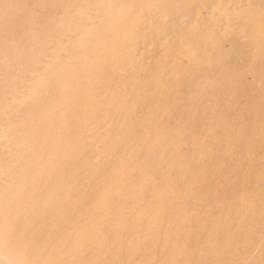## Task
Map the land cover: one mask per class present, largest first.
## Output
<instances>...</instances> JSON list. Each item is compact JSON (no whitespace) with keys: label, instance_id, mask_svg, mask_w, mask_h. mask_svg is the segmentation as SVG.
Segmentation results:
<instances>
[{"label":"rangeland","instance_id":"1","mask_svg":"<svg viewBox=\"0 0 264 264\" xmlns=\"http://www.w3.org/2000/svg\"><path fill=\"white\" fill-rule=\"evenodd\" d=\"M22 1H24V0H19L18 2H17V4H15L16 6H18L17 8L19 9V12H23L24 10H22V8L23 9H26V7L27 6H31V7H28V8H34L35 9V11H36V14H35V16L32 18V19H30V21H28V22H31V24L29 23L28 24V22H27V24H25V28H27L28 29V31L25 29V28H23L24 26H23V24L22 25H20L19 26V28H18V30H16L15 31V34H13V35H10L9 36V34H7L8 33V27L10 28V26H7V25H9V18L8 19H6L5 20V18H3V19H0V40H1V38L2 39H7V40H4V42L3 41H1V45H0V53H2V54H0V58H1V61H0V87L2 86V88H4L3 90H1V88H0V91L1 92H4L3 93V95L2 94H0V96H1V98H0V117L1 118H6V116H9V118H10V116H11V118H16L17 119V121H18V123L19 124H23L24 122V124H23V126H22V129H23V127L27 124V125H29L28 127H27V129H28V131L31 133V135H33L34 136V138H32V140L34 141H36V143L37 142H39V141H37L38 139L41 141V139L42 138H49L50 137V135L51 136H55L54 138L55 139H57V141L59 142V145H57V146H54V147H50V144L47 142V143H45V146H43L42 148H41V150H40V154L41 153H43V155L42 156H44V155H50L49 157H50V159H49V161L48 160H46L45 161V167L47 168V171H48V173L49 174H47L48 176H47V180H45V184H43L42 183V179L40 178V179H38V182H40L39 184H38V182H36V184H35V186L33 187V190L34 189H36V190H38V187L40 188H42V190L44 191V194H45V196H44V194H43V191L41 190V188L39 189V192H41L42 191V200H41V202H39L40 203V208H38L39 209V211L41 210L42 212H40L39 214H37L34 218H37L38 220L39 219H41L43 216H44V212L43 211H45L46 213H47V210H48V208H49V210H48V214L46 215V213H45V215L46 216H44L43 217V219H41L42 220V222H44L45 220H44V218L46 217H48V216H50V213H52L51 215H53V214H57L56 215V217H58V218H62L63 219V221L65 220V216L67 215L68 216V213H69V216H71L70 214H72V212L75 214V212H77V210L78 211H80L81 209H80V207L81 208H83V207H85V206H87V205H89L90 204V202L89 201H91L92 200V198H93V195L95 194L94 193V191L97 189L96 188V186L97 187H99V185H101V183H102V179L99 177V174H96L95 175V178H94V176H90L89 175V170H90V168H88V167H90V165H91V163H93V162H87L86 160H84V159H86L85 157L87 156V158H90L92 155L94 156V158L95 157H97V155H96V149L98 148V141H100L101 139L102 140H104L103 142H104V144L105 145H107V147L109 146V148H108V150H106V152H109V153H106L107 155L105 156V154H104V157H103V159L105 158V157H107L108 156V154L110 155L111 154V156L113 155V154H115V153H118V152H120V150H121V148H122V145L121 144H117V145H115L114 146V144H112L111 145V143H112V138H113V136L114 135H116L117 133H119V132H122L121 131V129H120V124L122 123V122H126L129 126H131V127H135V125H138L137 124V122H138V120H136V119H139V118H141V117H146L147 115H149L150 114V112L154 109V107L155 106H158V104H159V107H157V109H158V111L157 112H154V118H153V122L150 124V126L148 127L149 128V130L150 131H154L155 133H158V135H157V139L159 140V141H162L161 139H167L168 137V142L171 144V146L173 145V147H175V145H176V147L178 148V147H180V145H182L183 143L185 144V143H187V142H189V140H190V143H192V145L189 143H187V144H185V146H184V144H183V146H182V152H180V149L178 150V153H176V155H179V158L180 159H178V161H179V163L177 164V165H181V163H182V165L181 166H184V167H182V168H179V169H181L180 170V172H179V169L177 168V166L175 165H173V166H170V164H169V162L168 161H170V159H172L171 157H167V161L165 160L164 162H166L165 163V165H166V167L164 166V163L163 164H161V162L160 163H154L153 164V169L155 170H152V171H154V172H148V176H151L153 179H154V183L152 184V187H154V188H152L151 187V189H150V191H149V193H147V194H145L144 192H139L138 194H135L136 196L138 195L139 197H140V195H141V198H138V196H137V199H135L136 198V196L134 195V202H131V206H129V205H127V203H124L125 204V209L126 210H128L129 208L130 209H132V210H130L129 209V215H128V217H126L128 220H126L125 218H122V222H120L122 225H124V222H123V220L125 221V225L122 227L121 226V224L119 225L118 224V228H120V227H122L123 229H121V236L120 235H118V234H116V233H119V232H116V230H119L117 227V229L115 230V231H111L112 233H110L109 232V234L112 236V237H114L113 239L115 240V237L118 235V239L116 238V243L114 244V246H113V249H112V251H111V255L106 259L107 261L108 260H110L111 259V257L112 256H115V257H112V259L111 260H113V259H115L116 257H117V254H118V258H116L115 259V262H117L118 264H158V261L159 262H161L162 260H165L166 259V257H168V256H170V254L172 253V252H174L173 251V248L174 247H176V248H174V250H176L175 252L176 253H174L175 254V261H174V263L175 264H182L183 262H184V260H185V255L187 256V253L189 252H193V254H190L191 256H192V258H194L195 256H196V253H197V251L198 250H200L201 248H202V246H204V244H203V240H204V243H205V241H206V237L208 236V234H209V224L212 222V220L213 221H216L217 219H215L214 220V216L213 217H211L212 215H213V213L212 212H209V214L207 213V215L206 216H204L203 217V215H205V210H206V208H208V205L210 204V206L212 207V206H214V205H218V202H219V204H222V202H224V203H228V201H224V199L226 200L227 199V196H230V195H228L233 189H231V187L233 186V185H236L235 184V182L238 184L240 181L239 180H237L236 181V179H238V176H239V178L243 181V183L241 182V184H245L246 183V185H245V189H243V191L244 190H247V186H250V188L252 187H254V183H253V180L252 179H254V180H256L259 176H264V157H261V156H264L263 155V153H264V140H263V138H264V109H258L257 107L259 106H261L262 105V101L260 100V95H258V94H260V93H258V91L256 90V83H255V81H256V75L254 74V73H252L251 72V64L254 62V53L252 52V43H251V41L249 40H247V43L245 42V41H243V40H240V37H237V36H235L234 38H235V41H234V43H232L233 42V40L232 39H230V40H225L224 39V41H226L225 43H226V45H225V43H224V41H222L221 42V46H220V48L219 49H214V48H209L208 50H207V53L208 54H206V57H208V61H211V63H210V67L209 66H204V64L199 68V71L201 72V73H203V74H201V75H203V82L205 81V80H207V79H209L210 77H212V73H213V71L211 72V68L214 70V72L215 73H218L219 72V70H217V71H215L217 68H219L220 69V71H225L226 72V70L227 71H229V73H231L230 71H237V72H240L239 73V75H238V78L239 77H241V82L239 83V84H237V85H235L234 86V84L232 83V84H230V86H225V84H222V85H216V81H214V90L212 89V91L215 93V92H217V93H215L216 95H217V97L222 101V100H225L226 99V97H227V95H226V91L228 92L229 90V88L232 90H234L235 92H237V94H238V96H239V98H238V101H237V103L229 110V112H223L222 114H221V117L220 116H215V115H211V111H212V108H214L216 105L215 104H213V103H208V101H207V99L206 98H202V97H197V95H198V93H199V91H200V89L199 88H197L196 87V82L193 80V78L191 79V80H189V83H188V81L186 80L187 78H186V75L183 73V72H186V73H189L190 71H191V62L189 61L188 62V58H180V59H178L177 58V56H175L174 57V59L172 58L173 57V54L171 53V52H169V54H168V52L167 51H164L165 50V46H166V44L165 43H163V42H161L162 41V38H159V36H155L154 38L156 39H154V38H150L149 36H148V39L146 40V39H144V41H143V39L142 38H144V36H143V34L146 32L145 30L143 31V26L141 25V24H137V25H135V26H131L130 24H127V23H124L125 21H123L122 22V24H119V27H121V28H119L118 27V30H117V32H112L113 30V28H112V26H111V24H112V21H111V23H109V21L110 20H113V19H111V17H109V19H108V21L107 20H104L105 22H106V24H104L103 25V27L101 28V29H99V30H97V31H93L92 32V34L90 35V37H88V36H84L83 38L82 37H80V32H81V28H83V27H86L87 25H90V22L93 24V25H95V23H96V21H90L89 23H88V19H87V17L86 18H84V17H82L83 15H80V10H78V5H80L81 3H82V1L83 0H79V1H76V0H61V1H63L64 2V4H63V2H60L59 0H51V3H50V0H25L26 1V3L24 2V4H26V6L24 5H22L23 4V2ZM56 2L57 4H59L61 7H60V9H59V5H57V4H55L54 2ZM102 1H105V0H102ZM101 1V2H102ZM253 2L254 1H258L257 2V4H261V5H264V0H260L261 2H259V0H252ZM20 2H21V4H20ZM48 2V3H47ZM67 2V3H66ZM256 2H254V3H256ZM42 3H45V4H42ZM49 3H50V5L51 6H49ZM70 3V5H72V7L70 6V5H68ZM103 3V2H102ZM33 4V5H32ZM34 4H36V5H34ZM48 4V5H47ZM23 6V7H21V6ZM66 5V6H65ZM15 6V7H16ZM33 6H35V7H33ZM52 6H53V8H52ZM68 6V7H67ZM25 7V8H24ZM51 9H50V8ZM58 7V8H57ZM183 7V11L185 12V14H187L184 18H182V19H180V18H178L179 16H177V15H172L169 19H168V31H169V33H170V35H172V36H174V37H180V36H183L185 33L186 34H188V41H189V43H188V41H187V45L189 46V45H191V42L193 43L195 40H194V38H192V36H189V31H191L190 30V28L194 25V27H193V29H195L197 32H201V33H206L207 31H208V28H209V25H208V20H209V18H208V15L207 14H210V8H207L206 9V7H201V6H199V5H195V4H190V5H188V6H186V5H184V6H182ZM264 7V6H263ZM17 8H15V10H17L18 11V9ZM57 8V9H56ZM66 8V9H65ZM77 8V9H76ZM55 9H56V11L57 12H55ZM70 9V10H69ZM264 9V8H263ZM39 10H40V12H39ZM49 10V11H48ZM59 10V11H58ZM69 10V11H68ZM46 13H45V12ZM61 11V12H60ZM198 11V12H197ZM53 13V14H49V13ZM72 12V13H71ZM43 13H45V14H43ZM55 13V14H54ZM58 13V14H57ZM64 13V15H62L61 16V14H63ZM71 13V14H70ZM41 14V15H40ZM44 16H43V15ZM46 14H47V16L49 15V17H47V19L45 18L46 17ZM69 14V15H68ZM75 14V15H74ZM80 15V16H78V15ZM56 15V16H55ZM57 15H59V16H61L62 18H60L59 16H57ZM79 17V18H77V16ZM22 18H23V13H22ZM21 16L20 17H18V16H14V17H11V18H15L16 19V22L15 21H13V23L15 22V24H19V22H21ZM41 16V17H40ZM43 16V17H42ZM68 16H70V17H68ZM73 16H75V17H73ZM174 16V17H173ZM198 16V17H197ZM40 17V18H39ZM65 17V18H64ZM81 17V18H80ZM207 17V18H206ZM37 18V19H36ZM54 18V19H53ZM70 20H69V19ZM75 18V19H74ZM178 18V19H180V21L177 19V21H176V19ZM193 18V19H192ZM19 19V20H18ZM48 20V22L47 21H44V20ZM50 19V20H49ZM76 19H77V21H76ZM83 19H84V21H83ZM34 20V21H33ZM57 20V21H56ZM95 20V19H94ZM18 21V22H17ZM41 21H43V22H41ZM59 21H60V23H59ZM74 21V22H73ZM80 21V22H79ZM184 21V22H183ZM191 21V22H190ZM196 21L198 22V24H196ZM38 22V23H37ZM53 22V23H52ZM55 22V23H54ZM67 22V23H66ZM69 22V23H68ZM87 23V25H85L84 26V24H86ZM204 22H206V24H204ZM7 23V24H6ZM43 23H45L44 25H43ZM47 23H52V25L50 24H47ZM172 23V24H171ZM178 23H180V25H183L182 26V28L181 29H183L184 28V30L182 31L181 29H180V26L178 27ZM188 23V24H187ZM39 24V25H38ZM64 24V25H63ZM67 24V25H66ZM73 24V26H71ZM107 24H108V26H107ZM110 24V25H109ZM124 24H125V28H126V30L124 29ZM169 24H170V26H169ZM175 24V25H174ZM177 24V25H176ZM31 25V26H30ZM38 25V26H37ZM42 25V26H41ZM46 25V26H45ZM54 25V26H53ZM76 27H75V26ZM106 25V26H105ZM128 25V26H127ZM158 25H160V23H158ZM173 25H174V27H177V29H175L174 27H173ZM208 25V26H207ZM40 26V27H39ZM65 26V27H64ZM109 26H111V29L110 30H106V29H109L110 27ZM186 26V27H185ZM206 26L208 27V28H206ZM4 27V28H3ZM30 27H31V29H30ZM48 27V28H47ZM55 29V30H53V28ZM69 27V28H68ZM72 27H74L73 29H72ZM171 29H170V28ZM188 27V28H187ZM201 29H200V28ZM36 28H39V29H36ZM60 28V29H59ZM66 28H67V30H66ZM106 30V32H104V29ZM123 28V29H122ZM44 29V30H43ZM45 29H47V31H48V33H50L51 35H50V37H49V34L47 33V31L45 30ZM63 29V30H62ZM79 29H80V32H78L79 31ZM128 29H129V31H128ZM140 29V31H138ZM181 31H180V30ZM207 31H206V30ZM7 30V33L5 32ZM22 31V33H24V31H25V33H26V31H27V33H29L30 32V34L29 35H27L26 34V38L24 39V38H22V39H20L19 38V35H16V33H20L21 31ZM32 30V31H31ZM41 30H42V32H41ZM70 30V31H69ZM76 30H78V31H76ZM112 30V31H111ZM119 30H121V31H119ZM187 32H186V31ZM201 30V31H200ZM205 30V31H204ZM5 32L4 34H3V32ZM66 33H65V32ZM73 31V32H72ZM74 31H76V32H74ZM112 32V33H110L109 34V32ZM125 31H127V33L125 32ZM142 31V32H141ZM202 31H204V32H202ZM1 32H2V34H1ZM32 32V33H31ZM46 32V33H45ZM52 32V33H51ZM56 32V33H55ZM59 32H60V34H59ZM62 32V33H61ZM72 32V33H71ZM104 32V33H103ZM139 32H141V33H139ZM36 33L38 34V35H36ZM53 33H54V35H53ZM66 35H65V34ZM78 33V34H77ZM116 33H117V37H116ZM127 34L126 35V37L127 38H125V34ZM130 33V34H129ZM179 33H180V35H179ZM5 34H6V36H5ZM33 34V35H32ZM46 34V35H45ZM56 34H57V37H56ZM107 34H109V35H107ZM112 34V35H111ZM122 34H124V35H122ZM185 34V37H187V35ZM8 35V36H7ZM37 37H36V36ZM42 35H44V36H42ZM61 35V36H60ZM72 35L74 36V37H72ZM142 35V36H141ZM13 36V37H12ZM16 36H18V38L16 37ZM40 36V37H39ZM47 36H48V41L51 39V37H53L52 38V40L51 41H49V42H51V43H49V42H47V40H45L46 38H47ZM58 36H59V38H58ZM62 36H64V37H62ZM68 37V38H66L65 39V37ZM99 36H101V37H99ZM124 36V37H123ZM137 36H139L138 38H136ZM219 36V35H218ZM5 37V38H4ZM43 37V38H42ZM46 37V38H45ZM62 37V38H61ZM93 37V38H92ZM103 37V38H102ZM130 37V38H129ZM133 37V38H132ZM14 38H15V40H14ZM28 38V39H27ZM30 38V39H29ZM36 38V39H35ZM38 38V39H37ZM50 38V39H49ZM57 38V39H56ZM74 38V39H73ZM77 38V39H76ZM81 38V39H80ZM90 38V39H89ZM97 38V39H96ZM107 38H109V39H111V40H113V38H115L114 40H113V42H115V43H113V42H111V40H110V42H109V39H107ZM117 38V39H116ZM124 38V39H123ZM145 38H147V37H145ZM150 38V39H149ZM239 38V39H238ZM10 39V40H9ZM18 39V40H17ZM40 39V40H39ZM42 39H44V40H42ZM81 40V41H79V40ZM123 39V40H122ZM126 39H128V40H126ZM132 39H134V40H132ZM142 40V42H141V40ZM152 39H154V41L152 40ZM159 39V40H158ZM186 39V40H187ZM236 39L238 40L237 42H236ZM12 40H14V41H12ZM19 40H21V41H19ZM28 40V41H27ZM38 40V42L40 41H42V44H45L43 47H40V50H39V48L38 47H31V45L33 44L32 42L33 41H37ZM68 41V42H66V41ZM69 40H71L70 42H69ZM73 40V41H72ZM124 40H126L125 42H122V41H124ZM137 40V41H136ZM141 42V45L139 44L140 42ZM6 41H9V42H7L8 44H6ZM16 41V42H15ZM32 41V42H31ZM57 41V42H56ZM74 41H75V43H76V45L74 44ZM149 41V42H148ZM157 43H156V42ZM205 41H206V39H205ZM230 41H232V42H230ZM5 43L7 46L8 45H10L11 46V48L9 47V49H11V50H9L8 48H7V46L6 45H4L3 43ZM11 42V43H10ZM18 42H20V43H18ZM45 42H47V43H49L48 45L45 43ZM57 44H56V43ZM58 42H59V45H58ZM82 42V43H81ZM99 42V43H98ZM103 42H104V44L107 46V48H105V47H103ZM133 42H135V44L133 43ZM148 43V45L150 44V43H152V44H154V45H152V44H150L151 46H148V48L150 49H147L146 47H147V44L146 43ZM245 43V45H244V43ZM17 43V44H16ZM27 43V44H26ZM70 45H69V44ZM84 43V44H83ZM86 43V44H85ZM110 43V46H111V48H109L110 46L108 45ZM111 43H113V44H111ZM130 45H129V44ZM131 43H133V44H131ZM138 43V44H137ZM144 43V44H143ZM160 43H162V44H160ZM237 45H236V44ZM251 43V44H250ZM12 44H13V46H12ZM19 44V45H18ZM21 44V45H20ZM23 44V45H22ZM24 44H26V45H24ZM31 44V45H30ZM52 44V45H51ZM56 44V45H55ZM63 44V45H62ZM65 44V45H64ZM102 44V45H101ZM125 44V45H124ZM229 44V45H228ZM231 44H233L232 45V47H231ZM239 44H240V46H239ZM251 46H250V45ZM15 45V46H14ZM27 45H28V47H27ZM61 45V46H60ZM75 45V46H74ZM91 45V46H93L92 48H91V46L89 47V46ZM102 46V47H97V46ZM104 45V46H105ZM113 45V46H112ZM119 45L121 46V45H124V46H121V48L119 49L118 47H119ZM128 45V46H127ZM131 45H133V47H130ZM136 45V46H135ZM138 45V46H137ZM140 45V46H139ZM143 45H144V47H143ZM158 45H160L161 47H162V49H160L161 47L160 46H158ZM245 46V48H246V46H247V50L246 49H244V48H242V46ZM3 46V47H2ZM6 46V48H7V54H9V55H6V54H4V53H6L5 52V47ZM19 46V47H18ZM48 46V47H47ZM58 46V47H57ZM65 46V47H64ZM70 46H71V48H70ZM79 46V47H78ZM118 46V47H117ZM187 46V47H188ZM193 46V45H192ZM234 46H235V48H234ZM15 47H17L16 49H15ZM24 48V49H20V48ZM51 47V49H48V48H50ZM56 47V48H55ZM83 47V48H82ZM85 47H87V49L85 48ZM94 47H95V50H94ZM97 47V48H96ZM129 47V48H128ZM135 47H137L138 49H139V47L141 48V50L139 49V51H137L138 49H136ZM143 47V48H142ZM153 47V48H152ZM186 47V48H187ZM209 47V46H208ZM230 47V48H229ZM238 47H241L240 49L238 48ZM26 48H28V49H26ZM34 48H38V49H34ZM45 48H47L48 50H46ZM59 48V49H58ZM65 48V49H64ZM91 48V49H90ZM103 48H105V49H103ZM109 48V49H108ZM118 48V50H114V49H117ZM124 48L126 49V48H128V51H124ZM133 48V49H132ZM250 48V49H249ZM20 49V50H19ZM27 51H26V50ZM58 49V50H57ZM61 49V50H60ZM68 49H70L69 51H68ZM83 51V53L81 52V50ZM85 49L87 50V51H85ZM89 49V50H88ZM98 49L100 50V52H98ZM122 49V50H121ZM129 49H131V50H129ZM158 49V50H157ZM221 49V50H220ZM242 49V51L240 52V50ZM3 50H4V52H3ZM50 50H52V51H50ZM79 50V51H78ZM106 50L107 51H109L110 50V53H107L106 52ZM111 50H114V51H111ZM119 50L120 51H122L123 52V54H124V56H123V54H122V52H119ZM132 50H134L135 51V54L132 52ZM145 50V51H144ZM209 50H210V52H209ZM228 50H230V51H228ZM236 50V51H235ZM12 51V52H11ZM13 51H16V53H15V57H14V59H12V56L14 55V53H13ZM21 51H23V52H21ZM52 52V53H50V52ZM58 53H57V52ZM63 51V53H61ZM67 51V52H66ZM73 51V52H72ZM96 51V53H97V56L99 57V55L101 54V56L99 57L100 59H98V57L96 58V59H94V61H93V58H95L96 57V53L94 54V52ZM101 51H103V52H105L104 54H103V52L101 53ZM118 51V52H117ZM130 51L132 52V54L130 53ZM144 51V52H143ZM157 51V52H156ZM187 51V50H186ZM249 51V52H248ZM9 52V53H8ZM20 52L21 53H23V54H21V55H19L20 54ZM26 52L29 54V55H26ZM30 52H32V53H30ZM47 52V53H46ZM78 52V53H77ZM116 52V53H115ZM125 52V53H124ZM137 52H140L141 53V55H139L140 53H137ZM218 52H220L219 53V55H218ZM37 53H39V54H37ZM56 53V54H55ZM76 53V54H75ZM80 53H81V55H80ZM115 55H114V54ZM143 53V54H142ZM160 53V54H159ZM248 53H250V54H248ZM11 54V55H10ZM35 54V55H34ZM37 54V55H36ZM42 54V55H41ZM47 54L50 56V55H52V56H54L55 58H56V60H58V61H56L55 60V62H54V66H53V68H51L52 69V73L53 72H58V76L57 77H52V76H56L57 75V73L55 72V74H52L51 73V71L49 72L48 71V73H50V74H48V73H46V77L49 75V77H45L44 76V78H46V79H44V78H42V80H45V81H41L40 82V85L42 86V87H37V91H36V93H35V99H36V104H37V107L35 108V103H30L31 105H29V108H28V112L27 113H23V114H19V116L17 115V113L14 111L15 110V108H17V102L16 101H14L13 100V98H11L12 96H11V92H12V88L10 87V86H13V85H21V82H20V80H19V77H22V78H29L30 77V69L32 70V69H34V68H39L40 70H42L43 69V64H41V60H39V59H42V60H44V58L47 56ZM62 54V55H61ZM67 54V55H66ZM110 54H113L112 56H114L113 58H112V56H110ZM119 54H122L121 56L124 58L123 59V61H121V60H118L119 59V57H117V55H119ZM126 54V55H125ZM150 54V55H149ZM33 55V56H32ZM40 55V57H38ZM45 55V57H43ZM69 55V56H68ZM70 55H71V58H72V56H74V58H75V56L77 55V56H80L79 58L76 56V58L73 60L74 61V63H77L76 61H78L77 60V58L78 59H80L81 58V61L79 62L78 61V65L76 64H74V66H70L69 64H72L71 62H73L72 60H71V58H69L70 57ZM83 55V56H82ZM103 55V56H102ZM104 55H105V57H104ZM134 56L133 58H134V60H136L135 58H137V60H138V58L139 57H143V55H144V57L143 58H139V60L141 59L142 61H143V63H142V61L140 60V61H138L137 62V60L136 61H134V60H132L133 58L131 57H129V56ZM135 55L136 56H138V57H135ZM164 55V56H163ZM168 55V56H167ZM217 57H216V56ZM222 56V58H221V56ZM251 55H253L252 57H250ZM5 56H7L9 59H7V58H5L4 59V57ZM19 56H21V60H19L20 59V57ZM31 56V57H30ZM42 56V57H41ZM82 56V57H81ZM89 56H90V58H89ZM148 56H149V58H148ZM157 56V57H156ZM218 56H220V57H218ZM238 56V57H237ZM22 57L24 58V60L22 59ZM30 57V60L28 59ZM66 57V58H65ZM102 57H104L105 58V60L103 61V60H101L102 59ZM108 57H111V58H108ZM152 57V58H151ZM156 57V58H155ZM162 57V58H161ZM167 57V58H166ZM233 57V58H232ZM242 59H241V58ZM248 57H250V58H248ZM19 58V59H18ZM26 58H27V60H26ZM39 58V59H38ZM68 58V59H67ZM92 58V59H91ZM103 58V59H104ZM130 58V59H129ZM166 58V59H165ZM169 58H172L171 59V61L173 60H175L176 61V63L175 64H172L173 63V61H172V63H170L171 61L169 60ZM12 61H11V60ZM38 59V61L36 62V61H34V60H37ZM66 59V60H65ZM88 59V60H87ZM108 59V60H107ZM111 59V60H110ZM114 59H116V60H114ZM152 59V60H151ZM162 59L164 60V61H166V62H164V61H162ZM235 59V60H234ZM242 61H241V60ZM3 60V61H2ZM10 60V61H9ZM14 60V61H13ZM15 60H16V62H15ZM26 60V61H25ZM65 60V61H64ZM97 60V61H96ZM114 60V61H113ZM161 60V61H160ZM170 62H169V61ZM181 60V61H180ZM221 60V62H219ZM6 61H7V63H6ZM21 61V62H20ZM22 61H24V62H27V63H24V64H22L23 62ZM89 61V62H88ZM92 63H91V62ZM108 62V64H107V62ZM117 61V62H116ZM119 61H121L119 64H118V62ZM153 61V62H152ZM207 61V62H208ZM217 62V63H215V62ZM249 61H251V63L249 62ZM15 62V63H14ZM57 62V63H56ZM63 62H65L64 63V66H63ZM68 62V63H67ZM85 62H87V64H85ZM98 62H99V64H98ZM100 62H101V65H100ZM128 62L130 63V65L128 64ZM132 62V63H131ZM136 62V63H135ZM147 62V63H146ZM160 62V63H159ZM168 62V63H167ZM250 63V65L248 64V65H246V63ZM4 64V66H2L3 64ZM6 63V64H5ZM89 63V64H88ZM97 63V64H96ZM114 64V65H112V64ZM116 63H117V65H116ZM141 63V64H140ZM150 63H151V65H150ZM158 65V67H159V69H158V67L156 68H152V67H154L155 65ZM165 63V64H164ZM178 63L180 64V66H178ZM190 64V70H189V68H188V66H189V64ZM14 64H15V66H14ZM20 64H22V65H20ZM26 64V65H25ZM67 64V65H66ZM85 64V65H84ZM146 64H147V66H146ZM167 64H170L169 66L167 65ZM187 64V65H186ZM219 64V65H218ZM233 64V65H232ZM8 65V66H7ZM17 65V66H16ZM19 65H20V67L21 68H19ZM24 65V66H23ZM29 65H30V67H29ZM38 65H40V66H38ZM66 65V66H65ZM87 65L89 66V67H87ZM96 65V66H95ZM99 65V66H98ZM105 65L107 66V67H109V69H107V67H105ZM142 65V66H141ZM154 65V66H153ZM163 65H164V68H163ZM183 66V68H182V72L180 71V69L178 68V67H182ZM184 65H186V66H184ZM212 65H214V66H212ZM10 66V67H9ZM42 66V67H41ZM58 66H59V68H58ZM76 66V67H75ZM84 66H86L87 68H85ZM98 66V68H96ZM104 66V67H103ZM118 66V67H117ZM130 66V67H129ZM139 66V67H138ZM151 66V67H150ZM177 66V67H176ZM245 66H247V67H245ZM9 67V68H8ZM12 67H14L15 69H18V71L17 70H15L14 68H12ZM24 67V68H23ZM55 67L57 68V69H55ZM64 67V69H62ZM68 67V68H67ZM84 68V70L83 69H81V68ZM115 67V68H114ZM117 67V68H116ZM137 68V70H135L136 68ZM141 67V68H140ZM165 67H168L169 69H167V68H165ZM171 67V68H170ZM178 69V71L176 70V68ZM187 67V68H186ZM6 68L7 69H9V70H6ZM72 68H73V70L74 69H76V70H72ZM88 68H89V74L87 73L88 71ZM94 68H96L97 69V71L98 70H100V71H102L101 72V77H99L98 75L100 74L99 72L100 71H98V75H96L97 74V72H96V69H94ZM101 68V69H100ZM129 68H131V69H129ZM135 68V69H134ZM143 70L142 72H141V70ZM144 68V69H143ZM145 68H146V70L148 69V71L149 72H147V75H144L143 76V73H145ZM184 68L186 69V70H184ZM205 68H206V71H205ZM208 68V69H207ZM233 68H237V69H233ZM11 69H14V71L13 70H11ZM50 69V70H51ZM55 69V70H54ZM66 69V70H65ZM87 69V70H86ZM106 69V70H105ZM116 69V70H115ZM119 69V70H118ZM126 69H127V71H126ZM163 69H165V70H163ZM188 69V70H187ZM5 70L7 71V72H5ZM20 70V71H19ZM60 70H62L63 72H64V75H63V72L62 71H60ZM65 70V71H64ZM71 70H72V73H71ZM87 72H86V71ZM92 70V71H91ZM93 70H94V72H93ZM134 70V71H133ZM155 70H157V71H155ZM160 70V71H159ZM27 71V72H26ZM67 71V73L68 72H70L69 74H67L68 76H69V78L68 77H66L67 75H65V72ZM77 71H79V72H77ZM105 71H108L107 73H108V75H107V73H105ZM116 71V73H114V72ZM132 71H133V73H132ZM139 71V72H138ZM152 71V75L150 74V72ZM165 71H167L168 72V74H167V72H165ZM171 71V72H170ZM189 71V72H188ZM209 71V72H208ZM11 72H15L14 73V75L12 76L11 74H13V73H11ZM18 74H17V73ZM74 72H76V74L74 73ZM91 72V73H90ZM113 72V73H112ZM159 72H164V73H159ZM179 72V73H178ZM210 72H211V76H210ZM249 72V73H248ZM87 73V74H86ZM104 73V74H103ZM111 73V74H110ZM127 73V74H126ZM137 73V74H136ZM184 74V76L183 75H181V74ZM244 73V74H243ZM251 74V75H248V74ZM17 74V75H16ZM75 76L76 75V77L73 79V78H71L73 75ZM82 74V75H81ZM86 74V75H85ZM109 74H110V76H109ZM113 74H116L115 75V77H114V79H112L113 78ZM139 74V75H138ZM146 74V73H145ZM160 76H159V75ZM161 74H162V76H161ZM177 74H179L178 76H177ZM209 74V75H208ZM11 75V76H10ZM91 75H92V77H91ZM108 76V78H107V76ZM137 75V76H136ZM151 75V76H150ZM174 75V76H173ZM6 76L8 77V79L6 78ZM17 76V77H16ZM63 76V77H62ZM84 76H86V77H84ZM88 76V77H87ZM91 77V79H90V77ZM104 76H106V77H104ZM117 76V77H116ZM127 76V77H126ZM147 76V77H146ZM155 76V77H154ZM167 76V77H166ZM209 78H208V77ZM248 76V77H247ZM10 77V78H9ZM15 77H16V79H15ZM61 77L63 78V80L61 79ZM66 77V78H65ZM82 77V78H81ZM84 77V78H83ZM120 77V78H119ZM125 77V78H124ZM144 77H146V80H145V78ZM182 77H183V79H182ZM205 77H207V78H205ZM56 78V79H55ZM68 78V79H67ZM77 78V80H75ZM80 78V79H79ZM92 78H93V80H94V82H95V80L97 81V79H104L105 80V82L104 83H100L99 81H97V82H93V80H92ZM105 78H107V80L105 79ZM139 80H138V79ZM154 78V79H153ZM47 79H50V81H48ZM56 80V82H55V80ZM60 81H59V80ZM67 79V83L69 84L68 86H66L67 84L66 83H64V81ZM83 79V80H82ZM89 79L90 80H92V81H89ZM102 79V80H103ZM125 79V80H124ZM137 79V80H136ZM142 79H144L145 80V82L142 84V81H144V80H142ZM150 79V80H149ZM156 79H158V80H156ZM11 80H13V82L11 81ZM17 80V81H16ZM70 80V81H69ZM102 80H100L101 82H102ZM103 80V81H104ZM108 80H109V83L107 84V82H108ZM124 80V81H123ZM142 80V81H141ZM153 80V81H152ZM6 82L5 84H4V82ZM11 81V82H10ZM16 82V84H15V82ZM20 83H19V82ZM115 81V82H114ZM117 81V82H116ZM119 81H121V82H119ZM131 81H133L131 84H130V82ZM140 81V82H139ZM148 81V82H147ZM177 81V82H176ZM182 83H181V82ZM2 82V83H1ZM45 82V83H44ZM46 82H47V84H46ZM51 83L53 86H51V84H50V87H49V84L48 83ZM55 82V83H54ZM59 82V83H58ZM61 82H63L62 84H60ZM113 82V83H112ZM141 84H139V83ZM146 82H147V85H144V84H146ZM150 82H151V87H150ZM158 82V83H157ZM59 85H58V84ZM77 83V84H76ZM82 83V84H81ZM83 83H84V85H83ZM85 83H87L88 84V86H87V84L85 85ZM153 83V84H152ZM155 83V84H154ZM174 83H175V85H174ZM186 83H188L189 84V87H188V84L187 85H184V84H186ZM93 84V85H92ZM105 84V85H104ZM111 86H114V87H111V89H109V86L110 85ZM117 84V85H116ZM4 85V86H3ZM7 85V86H6ZM39 85V86H40ZM48 85V88L46 87ZM57 85V86H56ZM60 85H62V87L60 86ZM64 85H65V87H64ZM82 85V86H81ZM97 85H101L100 87H98L99 88V90H97L98 88H96V86ZM142 85H143V88H142ZM155 87H153V86ZM159 85V86H158ZM181 85V86H180ZM241 85H243V87L241 86ZM86 86V88H84ZM91 86V90L89 89V87ZM92 86H94L95 87V89H94V87H92ZM106 86V87H105ZM130 86V87H129ZM136 86H138V87H136ZM145 86H148V87H145ZM156 86H158V87H156ZM185 86V87H184ZM225 86V87H224ZM9 87V88H8ZM57 87H59V88H57ZM72 87V88H71ZM79 87V88H78ZM83 87V88H82ZM103 87V88H102ZM108 87V88H107ZM141 87V88H140ZM160 87V88H159ZM178 87V88H177ZM186 87H188V88H186ZM241 87V88H240ZM38 88H40L39 90H38ZM70 88H71V90L72 91H70ZM81 88V89H80ZM126 88V89H125ZM131 89V91H129V89ZM138 88H139V90H138ZM156 88H159L162 92H164V94H159V96L161 97V98H159L158 97V93H162L161 91H157V90H159V89H156ZM176 88V89H175ZM224 88V89H223ZM226 88H227V90H226ZM47 89H49V90H47ZM65 91H64V90ZM82 89H84V90H82ZM108 90V92H106L107 90ZM119 89H120V91H119ZM123 89V90H122ZM143 90V91H141L140 92V90ZM166 89V90H165ZM222 89V90H221ZM240 89H242V90H240ZM47 90V91H46ZM77 90H79V91H77ZM80 90H82V91H80ZM89 90V91H88ZM102 90V91H101ZM104 90H106L105 91V93H104ZM127 92H126V91ZM165 90V91H164ZM179 90V91H178ZM180 90H181V92H180ZM217 90V91H216ZM59 91V92H58ZM64 91V92H63ZM76 91V92H75ZM91 92L92 93V95H91V93H88V92ZM102 93V96H101V93ZM118 91V92H117ZM133 91V92H132ZM178 91V92H177ZM22 92L23 93H25L24 91H19V93H21V95L22 96H24V94H22ZM39 92V93H38ZM44 95V97L42 96V94ZM50 92V93H49ZM60 93V94H58V93ZM72 92L75 94H73L72 95ZM79 92V93H78ZM99 92V93H98ZM119 93V95L117 94V93ZM148 92V93H147ZM149 92H150V94H149ZM154 92L156 93V94H154ZM185 92V93H184ZM250 92H251V94L252 95H248V94H250ZM7 93V94H6ZM45 93V94H44ZM46 93H47V95H46ZM50 95H49V94ZM55 93H56V95H55ZM82 94V96L80 95H78V94ZM83 93H84V95H83ZM86 93V94H85ZM88 93V94H87ZM107 93H109L108 94V96H107ZM114 93H116V94H114ZM146 93V95H144ZM175 93V94H174ZM179 93H181V95L179 94ZM254 93V94H253ZM9 94H10V96H9ZM26 94V93H25ZM38 95V97H36L37 95ZM69 94V95H68ZM99 94V95H98ZM104 94H105V96H104ZM112 94V95H111ZM131 94V95H130ZM135 94H138V96H136ZM179 94V95H178ZM186 94V97L184 98L183 96ZM191 94V95H190ZM194 94V95H193ZM247 94V95H246ZM40 95H41V98H40ZM49 95V96H48ZM77 95H78V97H77ZM87 95V96H86ZM90 95H91V97H90ZM96 95H98L99 97H96ZM116 95V96H115ZM122 95V96H121ZM132 96V98L130 97V96ZM175 95V96H174ZM188 95H190V96H188ZM47 96V97H46ZM71 96H73V98L71 97ZM74 96H75V99H74ZM84 96V97H83ZM92 96H93V98H92ZM96 98H95V97ZM104 96V97H103ZM110 96V97H109ZM121 96V97H120ZM146 96V97H145ZM155 98V101L154 100H152V99H154L153 97ZM155 96H157V97H155ZM226 96V97H225ZM246 96H247V100H246ZM68 97V98H67ZM82 97V99H80ZM86 97V98H85ZM108 97H109V99H108ZM120 97V98H119ZM125 97H126V99H125ZM138 97V98H137ZM165 97V98H164ZM179 97V98H178ZM190 97H193L191 100H190V102H188V98L190 99ZM259 97V99H257ZM9 98V99H8ZM11 98V99H10ZM39 98V99H38ZM50 98H53V99H50ZM89 98H91L90 100H89ZM106 98V99H105ZM129 98V99H128ZM130 98L132 99V100H130ZM162 98H163V100H162ZM177 98V99H176ZM183 99V101L181 100V99ZM243 98H245V99H243ZM3 99V100H2ZM46 99V100H45ZM65 99V100H64ZM74 99V100H73ZM84 99V103H83V100ZM87 99V100H86ZM99 99V100H98ZM121 99V100H120ZM125 99V100H124ZM142 99V100H141ZM147 99H148V101H147ZM156 99H158L159 100V102L156 100ZM8 100V101H7ZM42 100V101H41ZM52 100V101H51ZM54 100H55V102H54ZM70 101V103L72 104H70L69 105V101ZM82 102H81V101ZM86 100V101H85ZM92 100V101H91ZM122 100H124V101H122ZM137 100H139V101H137ZM144 100L146 101L145 103H146V105H145V103H144ZM149 100H150V102H149ZM152 100V101H151ZM161 100V101H160ZM178 100V101H177ZM243 101V103H242V101ZM245 100L246 101H248L249 103V105L248 104H245ZM99 101V102H98ZM118 101V102H117ZM136 101V102H135ZM140 101H142V102H140ZM168 101H169V103H168ZM173 101V102H172ZM192 101V102H191ZM38 102H40V103H38ZM42 102V103H41ZM44 102H45V104H48V107L47 108H45V109H43V110H45V111H43L42 113H41V108H42V106H43V104H44ZM73 102H75L74 104H75V106H74V104H73ZM86 102H87V104H86ZM94 102H97V103H94ZM107 102H109L108 104H107ZM116 102H117V104H116ZM141 103V105H139V104H137V103ZM149 102V104H147ZM155 102H156V104H155ZM172 102V104L174 105V107H177V112H174V113H172L171 115L170 114H165L164 113V111H162L163 109H164V107H165V105H168V104H170ZM179 102H183L182 103V105L179 103ZM195 104H194V103ZM254 102V103H253ZM16 103V104H15ZM68 103V105H66ZM94 105H93V104ZM99 103V104H98ZM123 103V104H122ZM154 103V104H153ZM179 105H177V104ZM6 104V105H5ZM93 106H92V105ZM104 104V105H103ZM106 104H107V106H110L109 108H108V110H107V106H106ZM135 104H136V106H135ZM184 104V105H183ZM212 104V105H211ZM241 104V105H240ZM4 106V108H3V106ZM42 105V106H41ZM58 105V108L56 107ZM83 105V106H82ZM103 105V106H102ZM124 105H126V106H124ZM141 106L142 108H146L147 107V105H149L148 107H147V111H149V112H147V111H145V109L143 110V113H142V108L141 107H139V106ZM143 105V106H142ZM145 105V106H144ZM176 105V106H175ZM247 107H246V106ZM7 106V107H6ZM56 108H55V107ZM68 107L67 108V110H66V108L65 107ZM79 106H81V107H79ZM86 106V107H85ZM90 106H92L91 108L93 109H91L90 108ZM119 106L121 107V108H119ZM128 106V107H127ZM131 106V107H130ZM180 106H183V107H181V110H180ZM191 106V107H190ZM214 106V107H213ZM244 106V107H243ZM65 109H64V108ZM74 107V108H73ZM78 107H79V109H78ZM86 109H89L88 110V115H87V110H86V112L84 111L85 110V108ZM96 107V109H94V108ZM130 107V108H129ZM152 107V108H151ZM196 109H195V108ZM254 107H256V108H254ZM6 108H9L7 111H6ZM13 108H14V110H13ZM39 108V109H38ZM44 108V107H43ZM50 108H52V109H50ZM55 108V110H53ZM63 108V109H62ZM81 108V109H80ZM132 108H133V111H134V113H131V111H132ZM140 108V109H139ZM234 108V109H233ZM251 108V109H250ZM11 109V110H10ZM49 109H50V111H49ZM61 110V111H57V110ZM75 111H74V110ZM78 109V110H77ZM160 109V110H159ZM187 109V110H186ZM188 109H191V111L190 110H188ZM233 109V110H232ZM258 111H260V112H257V110ZM12 110H13V113H12ZM36 112H35V111ZM38 110V111H37ZM39 110H41V111H39ZM64 110V111H63ZM71 110H73V111H71ZM80 110V112H78ZM92 110V111H91ZM111 110H113V112H111ZM119 110H121V111H123V112H121V111H119ZM130 110V112H129V114H128V112H126V111H129ZM151 110V111H150ZM1 111H5V112H3L2 114H1ZM54 111V112H53ZM112 113H110V112ZM116 111H119V113L118 114H116L117 112ZM132 111V112H133ZM145 111V112H144ZM178 111H181V114H180V112L178 113ZM197 111H199V112H197ZM237 111H239L238 113H237ZM242 111V112H241ZM16 114H15V113ZM31 113V114H28V113ZM40 112V113H39ZM47 114H45V113ZM50 112H51V115H50ZM75 112V113H74ZM78 112V113H77ZM92 112V114H90ZM136 112V113H135ZM183 112H184V114H183ZM186 112V113H185ZM196 112V113H195ZM255 112H257V113H255ZM63 113V114H62ZM64 113H66L65 115H64ZM70 113H74L73 115L72 114H70ZM77 113V114H76ZM138 113H139V115H138ZM140 113H142V114H140ZM177 113H178V115H177ZM198 113V114H197ZM232 113H235V114H233L234 116H232ZM240 113V114H239ZM10 114V115H9ZM26 114V115H25ZM27 114L28 115H30V116H28L27 117ZM42 115V119H40L41 118V115ZM60 114V115H59ZM69 115L68 117H70V119L69 118H67L68 119V121L70 120V124H68V121H67V119H66V115ZM115 114V115H114ZM123 115V116H121V115ZM134 114H137V115H134ZM145 114V115H144ZM179 114H180V116H179ZM17 115V116H16ZM32 115H33V117H34V119H30L31 117H32ZM35 115H37L36 117H35ZM44 115H45V117H44ZM72 115V116H71ZM75 115H77L76 116V118H74L75 117ZM79 115V116H78ZM85 115H86V117H88V119H85L86 117H85ZM96 115H98V116H96ZM110 115H112V117L110 116ZM127 115H129V116H127ZM133 115H134V118H133ZM142 115V116H141ZM144 115V116H143ZM199 115V116H198ZM238 115V116H237ZM24 116H26L27 117V119L26 118H24ZM51 116V117H50ZM55 116V117H54ZM59 118L60 117V120L59 119H56L57 117ZM83 116H84V118H83ZM96 116V117H95ZM101 116V117H100ZM110 116V117H109ZM115 116H117V117H115ZM131 116H132V118H131ZM137 116V117H136ZM175 116V118H173ZM184 116V117H183ZM196 116V117H195ZM225 118H224V117ZM53 117V118H52ZM65 117V123L66 124H64L63 125V121L64 120H62L63 118ZM83 118V120L81 121V119ZM95 117V119H93ZM107 117V118H106ZM166 117H167V119H166ZM170 117V118H169ZM179 119H178V118ZM182 117H183V119H182ZM193 117V118H192ZM214 117H215V119H217V120H215L214 119ZM233 117V118H232ZM29 118V119H28ZM45 118H47V119H45ZM55 118V119H54ZM113 118H115L114 120H113ZM129 118V119H128ZM186 118H188V119H186ZM193 120H192V119ZM197 118H198V120H197ZM15 119V120H16ZM40 119V120H39ZM76 119V120H75ZM169 119H170V121H169ZM174 119V120H173ZM178 119V120H177ZM196 119V120H195ZM214 121H213V120ZM227 119H228V121H227ZM242 119H243V121H242ZM21 120H22V122H21ZM31 120H32V122H31ZM36 120H37V122L38 121H40V122H42V121H44L45 123H44V126H43V122L42 123H40V122H38V124H37V122H36ZM51 120V121H50ZM52 120H54V121H52ZM60 122H59V121ZM72 120H74V123H73V121ZM91 120V121H90ZM95 120H96V122L97 123H95ZM106 120H108L107 122H106ZM131 120H136L137 122H134V121H132L131 122ZM171 120H173L172 122H171ZM175 120H177L176 122H174ZM183 120H185V121H183ZM187 120V121H186ZM192 120V121H191ZM195 120V121H194ZM257 120V121H256ZM36 122V123H34V125L33 126H31L32 124H33V122ZM47 121H49V123L47 122ZM55 121L57 122V123H55ZM90 121V122H89ZM110 121V122H109ZM169 121V122H168ZM182 121V122H181ZM211 121H213V122H215V123H212ZM224 121V122H223ZM232 121H234V122H232ZM238 121V122H237ZM52 122L53 123H55L56 125H52ZM87 122V123H86ZM93 122H94V124H93ZM164 122H166V123H164ZM174 122V123H173ZM187 122V123H186ZM192 122L193 124L191 125L190 123ZM228 122H230L229 124H228ZM249 122V123H248ZM32 123V124H31ZM51 123V124H50ZM78 123H80L82 126H84V127H81V125H80V128H79V126L77 125ZM99 123H100V125H99ZM104 123V124H103ZM169 124V125H171V126H169V125H166V124ZM196 123V124H195ZM233 123H235V124H233ZM238 123V124H237ZM252 123V124H251ZM256 123V124H255ZM31 124V125H30ZM42 124V126L41 127H43V128H41L40 127V125ZM48 124L50 125V126H48ZM57 124H58V126H57ZM89 124V125H88ZM177 124V125H176ZM210 124V125H209ZM240 124V125H239ZM257 124L258 125H260V126H257ZM26 125V126H27ZM53 127H52V126ZM63 125V126H62ZM69 125H70V127L71 128H69ZM73 125V126H72ZM76 125H77V127H76ZM91 125V126H90ZM93 125V126H92ZM106 125H109L108 127L106 126ZM116 125V126H115ZM203 125H205V126H203ZM234 125V126H233ZM239 127H238V126ZM255 125V126H254ZM31 126V127H30ZM46 126H47V128H46ZM88 126H89V128H88ZM163 126H164V129H162L163 128ZM194 126V127H193ZM215 126V127H214ZM222 126V127H221ZM236 126V127H235ZM33 127H35V130L33 129ZM36 127H38V129L36 128ZM49 127V128H48ZM66 127H68L67 129L68 130H66ZM74 127V128H73ZM95 127V128H94ZM99 127V129H97ZM118 127V128H117ZM179 127H182V128H179ZM193 127V128H192ZM213 127L214 128V132H210V130H211V128ZM228 127V128H227ZM255 127V128H254ZM20 128V125H19V127H16V129L18 130ZM39 128H41V131H42V129L43 130H45V131H48V129H49V131L47 132V134H46V136L44 137V135H45V133H43V132H41L40 131V129ZM52 128H54V129H52ZM72 128H73V130H75V132H73V130H72ZM81 128H83V130H81L82 132V134L80 133V132H78L77 130L79 129H81ZM87 128V129H86ZM93 128V130L95 131H97L98 133H96V131L94 132L93 130H91V129ZM107 128L109 129V130H107ZM117 128V129H116ZM171 128V129H170ZM174 128H175V130L177 131H175L174 130ZM204 128V129H203ZM253 128V129H252ZM21 128L19 129L20 131L22 130ZM64 131H63V130ZM91 130V132L92 133H89L90 132V130ZM101 129H103V130H101ZM112 129V130H111ZM166 129H167V131H166ZM168 129H169V131H168ZM180 131H179V130ZM203 129V130H202ZM210 129V130H209ZM235 129V130H234ZM238 129V130H237ZM242 129H244V130H242ZM254 129H256V130H254ZM52 130H55L56 132H54V131H52ZM88 130H89V132H88ZM98 130H101V131H98ZM158 130H159V132H158ZM160 130H163L162 132H160ZM167 132V134L166 133H164L165 131ZM216 130V131H215ZM259 130H260V134H259ZM35 133H34V132ZM50 131L53 133V135L52 134H50ZM104 133H103V132ZM191 131H193L192 133H191ZM207 131V133H205ZM211 131H213V129L211 130ZM227 131V132H226ZM233 131V132H232ZM235 131V132H234ZM253 131H256V133H253ZM22 132V131H21ZM39 132H41L42 134H44V135H42L41 133H39ZM87 132V133H86ZM101 134H100V133ZM209 132H210V134H209ZM223 132V133H222ZM231 132V133H230ZM240 132V133H239ZM243 132V133H242ZM245 132L247 133V134H250V136L249 135H245ZM22 133H24V132H22ZM38 133H39V135L40 136H42V138L41 137H39L38 136ZM70 134V137H69V135H67V134ZM73 133V134H72ZM75 133V134H74ZM78 133H80L81 134V136H79L78 135ZM93 133H95L94 135V137H92L93 136ZM102 133H103V136H102ZM171 133H172V135H171ZM175 133H177V134H175ZM182 133H184V134H186V135H184V136H186L185 138H184V136H182ZM194 133V134H193ZM213 133V134H212ZM222 133V134H221ZM228 135H227V134ZM233 133V134H232ZM65 134V135H64ZM99 134V135H98ZM108 134V135H107ZM165 134V135H164ZM203 134V135H202ZM205 134V135H204ZM217 134V135H216ZM239 134V135H238ZM255 134H256V136H255ZM73 135V136H72ZM76 137H75V136ZM107 135V136H106ZM111 135H112V137H111ZM162 135H164L163 137H162ZM172 136V139H171V136ZM178 135H180V136H178ZM213 135H215V137H214V139L213 138H211V137H213ZM219 135H221V136H219ZM223 135H224V137H223ZM64 136V137H63ZM106 136V137H105ZM219 136V137H218ZM238 136V137H237ZM244 136H245V138H244ZM259 136L261 137V136H263V137H261V138H259ZM78 137V138H77ZM81 137V138H80ZM99 137V138H98ZM166 137V138H165ZM174 137V138H173ZM207 137V138H206ZM209 137V138H208ZM220 137H223V138H220ZM229 137H230V141H229V143L227 144V142H228V140H229ZM256 137H258L257 138V141H256ZM59 138V139H58ZM71 140H70V139ZM86 138V139H85ZM87 138H88V140L90 139V138H93L92 140L90 139L89 141H87ZM98 138V139H97ZM111 138V139H110ZM191 138H194V139H192L191 140ZM206 138V139H205ZM238 138V139H237ZM61 139V140H60ZM68 139H69V141H68ZM73 139H75L74 141H75V143L74 142H72L73 141ZM80 139V140H79ZM85 139V140H84ZM180 139H181V141L182 142H179L180 141ZM186 139H188V141L186 140ZM208 139V140H207ZM210 139V140H209ZM77 140V141H76ZM78 140H79V143H78ZM195 140V141H194ZM200 140H202V141H200ZM207 140V141H206ZM245 140V141H244ZM250 140H252V142L253 143H251L250 142ZM263 140V141H262ZM35 141H34V143H35ZM68 142V144L70 145L69 147L73 150H75V151H73L72 152V150H70V148L68 147V145L66 144L67 142ZM71 141V142H70ZM82 141V142H81ZM186 141V142H185ZM200 141V142H199ZM227 141V142H226ZM236 141V142H235ZM66 142V143H65ZM212 142L215 144V143H219V151H218V149L217 148H215V146L213 147L214 148V150H213V148H212ZM226 142V143H225ZM248 142H250L251 143V145H253L252 147L250 146V144L248 143ZM73 143H74V145H73ZM82 143V144H81ZM88 143H90V147H88ZM193 143H194V145H193ZM245 143V144H244ZM247 143H248V145H247ZM46 144H47V146L49 145V147L46 149ZM63 144V145H62ZM236 144V145H235ZM254 144H255V146H254ZM261 144V145H260ZM62 145V146H61ZM74 146V148H73V146ZM79 147V149H81L80 151H79V149H77L78 147ZM83 145V146H82ZM110 145H111V147H112V150H111V147H110ZM192 147H191V146ZM196 145V146H195ZM205 145V146H204ZM210 147H209V146ZM227 145V146H226ZM116 146H117V149H116ZM201 146H204L205 148H207V146H208V148L206 149V151H203V148H200ZM61 149H60V148ZM69 148V150L71 151H69V150H67V148ZM81 147V148H80ZM113 147H114V149H115V151H114V149H113ZM175 147V148H176ZM195 147V148H194ZM198 147V148H197ZM228 147V148H227ZM250 147V148H249ZM59 148V149H58ZM93 148V149H92ZM190 148V149H189ZM193 148H194V150H193ZM196 148H197V150H196ZM227 150H226V149ZM254 148V149H253ZM209 149V150H208ZM225 149V150H224ZM246 149V150H245ZM250 149V150H249ZM253 149V150H252ZM256 149V150H255ZM48 150V151H47ZM68 151V152H70V154L68 153V152H65V151ZM117 150V151H116ZM207 150L209 151V152H207ZM229 150V152H227ZM241 150V151H240ZM243 150V151H242ZM44 151V152H43ZM195 151H197V152H195ZM199 151V152H198ZM215 153H214V152ZM245 151V152H244ZM248 151H249V153H248ZM263 151V152H262ZM59 152V153H58ZM88 152H90V153H88ZM112 152H114V153H112ZM181 154H180V153ZM187 152L189 153V155H192L191 157L187 154ZM213 152V153H212ZM67 154V156H63V154ZM192 153H194V154H192ZM198 153H203V154H199L198 155ZM224 153V154H223ZM241 153V154H240ZM248 153V154H247ZM258 153V154H257ZM40 154H39V156H40ZM64 154V155H65ZM206 154V157H204V155ZM236 154V155H235ZM250 154H252L251 155V157L250 156H248L247 157V155H250ZM63 157H62V156ZM70 155V156H69ZM73 155H75V157L73 156ZM183 156V157H180V156ZM197 155V156H196ZM200 155H202V160L200 161V159H201V156ZM190 158H188V157ZM196 156V157H195ZM223 156H225V157H223ZM255 156H256V158H255ZM59 157H62V158H59ZM75 158L74 160H73V158ZM77 157V158H76ZM101 157V158H102ZM199 157V158H198ZM204 157V158H203ZM209 157V158H208ZM212 157V159L210 160V158ZM222 157V158H221ZM250 157V158H249ZM261 157V158H260ZM65 158V159H64ZM70 158V159H69ZM101 158H99L98 159V157L96 158V160H95V162H94V164H95V169L97 168L98 170L99 169H103V166H105V164L108 162L107 160H109L108 159V157L107 158H105L104 160L103 159H101ZM184 158H186V160H192V161H189V162H187ZM192 158V159H191ZM196 158V159H195ZM238 158H240V159H238ZM253 158V159H252ZM258 158L260 159V160H258ZM52 159V160H51ZM68 159V160H67ZM77 159H78V161H77ZM169 159V160H168ZM182 159V160H181ZM199 159V160H198ZM209 159V161L207 162V160ZM222 159V160H221ZM225 159V160H224ZM244 159H248V160H245L244 161ZM54 160H55V162H54ZM66 162L65 164L63 163L64 161ZM67 160V161H66ZM71 160V161H70ZM102 160V161H101ZM50 161H51V163H50ZM58 161H59V163H58ZM61 161V162H60ZM74 161H76V163L74 162ZM93 161V160H92ZM220 161H221V163H220ZM227 161V162H226ZM229 161V162H228ZM235 161V162H234ZM239 163H237V162ZM260 161H262V162H260ZM67 162L69 163L68 165H67ZM79 162V163H78ZM106 162V163H105ZM171 162V161H170ZM187 162V164H186V166H185V163ZM199 162H200V164H199ZM202 162H204V163H202ZM249 162V163H248ZM62 163V164H61ZM72 163V164H71ZM75 163V164H74ZM85 163L87 164L86 166H85ZM103 163V164H102ZM189 163V164H188ZM195 164V165H192V164ZM207 163V165H205L204 166V164H206ZM229 163H231L230 165H229ZM255 165H254V164ZM260 163H261V166H260ZM263 163V164H262ZM60 164V165H59ZM81 166H80V165ZM102 164V165H101ZM240 164H242V165H240ZM246 164H248V165H246ZM59 165V166H58ZM63 165V166H62ZM64 165H66V166H68V168L66 167V169H68V170H70V172H67V170L65 169V170H63L64 168ZM227 165V167H225V166ZM246 165V166H245ZM252 165H253V167H252ZM256 165H258V166H256ZM58 166V168L57 169H59V170H57L56 169V167ZM93 166V165H92ZM158 166H162L161 168H163V170L160 168V167H158ZM194 166V167H193ZM220 166V167H219ZM223 166V167H222ZM232 166V167H231ZM235 166H239V167H236L235 168ZM245 166V167H244ZM248 166V167H247ZM249 166H251V167H249ZM254 166H256V167H254ZM52 167V168H51ZM187 167H188V169H187ZM198 167V168H197ZM220 169H219V168ZM240 167H241V169H240ZM244 169H243V168ZM55 168V169H54ZM62 168V169H61ZM77 170H76V169ZM165 168V169H164ZM170 168V170H168ZM200 168V169H199ZM202 168V169H201ZM204 168V169H203ZM224 168H225V170H226V172L224 171ZM227 168V169H226ZM255 168H257V169H255ZM263 168V169H262ZM72 169V170H71ZM89 169V170H88ZM185 169H187L186 171H185ZM216 169V170H215ZM250 169V170H249ZM252 169V170H251ZM254 169V170H253ZM53 170V171H52ZM55 170H57L56 172H55ZM62 170H63V172H62ZM85 170V171H84ZM159 170V171H158ZM204 170V171H203ZM218 170V171H217ZM238 170V171H237ZM243 170H245V172H242ZM263 170V171H262ZM66 171V172H65ZM81 172V171H84V172H86V173H84V175H87L88 177H90L91 178V180H90V178H88L87 176H85V177H87V178H85L84 177V175H81L82 174V172L81 173H79V172ZM159 173H158V172ZM164 171H165V173H164ZM183 171H185V173L183 172ZM251 171V172H250ZM253 171V172H252ZM263 173H262V172ZM50 172H51V174H50ZM76 172H77V174H76ZM160 172H161V175H160ZM167 172V173H166ZM212 172V173H211ZM219 172H220V174H221V172H222V175H224V176H227V179L226 178H224V176L223 177H221L222 175H218L219 174ZM229 172V173H228ZM239 174H238V173ZM242 172V173H241ZM248 172H250L249 174H248ZM62 173V174H61ZM73 174V178L71 177V174ZM158 173V176H160V178L159 177H157V174ZM181 173V174H180ZM210 173V174H209ZM243 173H246L245 175L243 174ZM70 174V175H69ZM178 174H180V175H178ZM183 174H184V176H183ZM211 174H213V175H211ZM216 174V175H215ZM234 174V175H233ZM236 174V175H235ZM237 174H238V176H237ZM253 174V175H252ZM50 175H53V176H50ZM57 175V176H56ZM187 175V176H186ZM189 175V176H188ZM201 175V176H200ZM203 175V176H202ZM218 175V176H217ZM229 175V176H228ZM231 175H233V176H231ZM241 175L243 176L242 178H241ZM248 175V176H247ZM80 176V177H79ZM163 176V177H162ZM165 176V177H164ZM198 176H200L201 178L200 179H198ZM48 177H49V179L51 180V182H50V180H49V184L46 182V181H48ZM51 177V178H50ZM52 177H54L53 179H52ZM61 177V178H60ZM155 177V178H154ZM184 177H186V178H184ZM244 177H246V178H244ZM251 177V178H250ZM62 179L61 180V183L59 182L58 183V181L60 180V179ZM68 178V180H66ZM70 178V179H69ZM75 178H78V179H75ZM86 179V182H85V180L84 179ZM92 178H94V179H92ZM157 178V179H156ZM194 178H197V179H193ZM207 178L209 179V180H207ZM218 178H219V181H218ZM228 178H229V180L232 182V184L230 185V181L228 180ZM243 178H244V180H243ZM249 178V179H248ZM256 178V179H255ZM59 179V180H58ZM73 180V182H71L72 180ZM96 179H98V180H96ZM160 179H162V180H160ZM191 181H190V180ZM225 180V183H224V180ZM251 179V180H250ZM54 180H56V181H54ZM77 180H79V181H77ZM83 180V181H82ZM136 180L137 179H133V184H135L136 183ZM184 180V181H183ZM187 180H189V181H187ZM216 180V181H215ZM247 180V181H246ZM250 180V181H249ZM52 181H53V185H52ZM63 181V182H62ZM101 181V182H100ZM157 181H159V182H162V183H159V182H157ZM182 181H183V183H182ZM187 181V182H186ZM196 181H198V182H196ZM239 181V182H238ZM69 182V183H68ZM78 182V183H77ZM93 182H94V184H93ZM157 182V183H156ZM184 182H186L185 183V185H184ZM196 182V183H195ZM219 182V183H218ZM222 182V183H221ZM229 182V183H228ZM263 183H264V181H262ZM48 185H47V184ZM55 183V184H54ZM98 183V184H97ZM218 184L217 186H216V184ZM221 183V185H222V187H221V185H220V189L219 188H217V187H219V184ZM224 183V184H223ZM58 184V185H57ZM60 184V185H59ZM69 184V185H68ZM76 184V185H75ZM82 184V185H81ZM192 184H193V186H192ZM225 184H227V185H225ZM38 187H37V186ZM47 185V186H46ZM50 185H52V186H50ZM63 185H65V186H67V188L66 189H69L68 191H63L62 189H64V187H63ZM75 185V186H74ZM91 185H95V186H91ZM142 182L138 185V188L139 189H141L142 188ZM164 185H166L165 186V188H164ZM230 185V186H229ZM58 186H60V187H58ZM62 186V187H61ZM84 186V187H83ZM160 186V187H159ZM184 189V187H185V189L183 190L181 187ZM195 186V187H194ZM216 186V187H215ZM242 186H244V185H242ZM37 187V188H36ZM50 187V188H49ZM55 187H57L56 188V190L55 189H53V188H55ZM73 187H76L75 189H73ZM94 187H95V189H94ZM48 188V189H47ZM71 188V189H70ZM87 188V189H86ZM93 188V189H92ZM164 188V189H163ZM224 188H225V190L226 191H224ZM227 188H229V189H227ZM73 189V190H72ZM153 189V190H152ZM181 189V190H180ZM49 190H50V192H49ZM61 190V191H60ZM65 190V189H64ZM71 190V191H70ZM82 190V191H81ZM158 190V191H157ZM183 190V191H182ZM220 190H221V192H220ZM60 191V192H59ZM79 191V192H78ZM91 191V192H90ZM92 191H93V194H92ZM152 191V192H151ZM181 191V192H180ZM201 191V192H200ZM213 191H214V193H213ZM217 191V194H215V192ZM55 192V193H54ZM66 192V193H65ZM67 192H69V193H67ZM70 192H71V194L73 195V194H75L76 196H74V198H73V196H71V194H70ZM75 192V193H74ZM76 192H78V193H76ZM96 192V191H95ZM199 192H200V194H199ZM222 192H223V195H222ZM242 192V191H241ZM48 195H50L49 197L47 196V194ZM49 193H51V194H49ZM82 193V194H81ZM159 193H160V195H159ZM181 193V194H180ZM220 193V194H219ZM225 193V194H224ZM65 194L67 195L66 197H65ZM150 194V195H149ZM193 194H195V195H193ZM212 194V195H211ZM55 195H59L58 197H59V199H58V197H56L57 198V203H55V205L53 204V203H51V201L53 200V202L55 201L56 202V198H55ZM64 195V196H63ZM68 195H69V199H68V201H66L65 199H67L68 198ZM82 195V196H81ZM87 195V196H86ZM144 195V196H143ZM149 195V196H148ZM47 196V197H46ZM52 196V197H51ZM196 196V199H194V197ZM215 196H216V198H215ZM46 197V198H45ZM53 198L51 201H49L51 198ZM64 197V198H63ZM143 197H145V198H143ZM185 199H184V198ZM187 197H190L189 199L187 198ZM47 198H50V199H47ZM55 198V199H54ZM64 200H63V199ZM73 198V200L71 201V199ZM91 198V200H88V199H90ZM164 198H166V199H164ZM187 198V199H186ZM223 198V199H222ZM46 199V200H45ZM62 199V200H61ZM78 199V200H77ZM86 199V200H85ZM141 199V200H140ZM213 200V202H212V200ZM221 199V200H220ZM59 200V201H58ZM80 200V201H79ZM220 200V201H219ZM223 200V201H222ZM47 201V202H46ZM211 201V202H210ZM222 201V202H221ZM48 202H50V203H48ZM61 202H62V205H61ZM67 202V203H66ZM68 202H70V204L68 203ZM81 202V203H80ZM137 202V204H134V203H136ZM191 202V203H190ZM203 202V203H202ZM221 202V203H220ZM73 203H74V206L76 207L78 204L80 205V204H82V205H80V206H77L76 208H77V210H75V212L73 211L74 210V206H73ZM83 203H86V204H83ZM89 203V204H88ZM132 203H133V206H132ZM150 204L149 206H148V204ZM153 205H152V204ZM254 204H253V206H255L256 207V209H258L257 211H256V213H257V215H255V214H253V215H250V213L247 211V206H241V205H238V207L236 206L231 212H232V214H233V212H234V210H235V212H234V214H235V217L234 218H236L237 220H240L241 222H250V224L251 225H253L251 228H247L246 226H244V225H242L243 226V234L242 235H244V234H252V235H254V237H253V239H249V242L247 243V245H249L250 247H252V248H255L258 244L261 246V248H263V250H264V199L263 200H261V201H258V202H253ZM60 204V205H59ZM66 204L68 205V206H66ZM77 204V205H76ZM190 204V205H189ZM196 204V205H195ZM263 204V205H262ZM45 205H47V206H45ZM85 205V206H84ZM127 205V206H126ZM151 205H152V207H151ZM258 205H260L261 207H259ZM38 206V205H37ZM44 206H45V208H44ZM51 206V207H50ZM54 206V207H53ZM58 206L60 207V208H58ZM116 206L118 207V206H120V205H117L116 204ZM137 206H138V208H137ZM195 206V207H194ZM39 207V206H38ZM56 207V208H55ZM126 207H129V208H126ZM132 207V208H131ZM150 209H149V208ZM185 207H187V208H185ZM194 207V208H193ZM44 208V209H43ZM51 208V209H50ZM73 208V209H72ZM80 210H79V209ZM139 208H140V211H139ZM143 208H144V210H143ZM181 208V209H180ZM237 208H239V211H238V209ZM261 208V209H260ZM43 209V210H42ZM46 209V210H45ZM60 209V210H59ZM182 209H187V211H186V214H188L190 217L188 218L187 217V223H185L186 225H185V227L183 226L184 224H181V222H180V219H182L183 217H184V214L183 213H185ZM135 210V211H134ZM156 210V211H155ZM179 210H182L181 212L179 211ZM194 210V211H193ZM242 210H243V212H242ZM262 210H263V212H262ZM134 211V212H133ZM136 211H139L138 213L136 212ZM59 212V213H58ZM66 212H67V214H66ZM193 212V213H192ZM237 212L239 213V214H241V215H238L237 214ZM139 213H140V215H139ZM180 215H179V214ZM40 214L42 215V217H40ZM64 214H66V215H64ZM74 214H72V215H74ZM203 214V215H202ZM263 214V215H262ZM59 215V216H58ZM134 215H135V217H137V218H135L134 217ZM137 215V216H136ZM146 215V216H145ZM202 215V216H201ZM63 216V217H62ZM68 216V217H69ZM151 216V219H149L148 217H150ZM192 216V217H191ZM237 216H238V218H237ZM258 216H260L261 217V219H258V221H256L257 220V217ZM142 217V218H141ZM177 217H178V219H177ZM260 217H258V218H260ZM34 218H33V220H34ZM158 218V219H157ZM253 218V219H252ZM36 219V220H37ZM169 219V220H168ZM212 219V220H211ZM36 220L34 221L35 223H36ZM132 220V221H131ZM134 220V221H133ZM175 220V221H174ZM202 220V221H201ZM205 220V221H204ZM211 220V221H210ZM246 220V221H245ZM252 220H254L255 222H251ZM31 222H33L32 220H30ZM40 221V220H39ZM38 221V222H39ZM145 221H149L148 222V224H146L147 222H145ZM178 221H179V224H181L182 226H180V225H176V224H178ZM189 221V222H188ZM127 222H129V224L127 223ZM40 223V222H39ZM44 223H46V222H44ZM43 223V224H44ZM152 223H154V224H152ZM261 223V224H260ZM127 224H128V226H127ZM45 225V224H44ZM47 225V224H46ZM138 227H137V226ZM260 225V226H259ZM262 225V226H261ZM108 226V225H107ZM127 226V227H126ZM133 226V227H132ZM46 227V226H45ZM137 227V228H136ZM182 227V228H181ZM256 227V228H255ZM203 228V229H202ZM252 228H255V229H252ZM202 229V230H201ZM217 227H215V230L214 231H211V236H210V234H209V236L210 237H212V239L214 238V239H216V238H218L219 236H218V234L219 233H217ZM198 230V231H197ZM201 231V233H200V231ZM255 230V231H254ZM123 231V232H122ZM207 231V232H206ZM252 231H254V232H252ZM259 231V232H258ZM130 232V233H129ZM132 232H135V233H132ZM140 232V233H139ZM206 232V233H205ZM114 236H113V235ZM128 234V235H127ZM189 234V235H188ZM205 235V237H204V235ZM257 235V238H256V235ZM140 235V236H139ZM166 235V236H165ZM111 236H108L109 238L111 237ZM140 237V239H139V237ZM198 236V237H197ZM111 237V238H112ZM243 237V236H242ZM110 238V239H111ZM134 238H136V239H134ZM140 240V243H141V245L142 246H140L139 244V240ZM153 239H154V241H153ZM194 239H196V240H194ZM199 239V240H198ZM137 240V241H136ZM123 241V242H122ZM134 241V243H139L138 245H136L135 246V244H133L132 245V247H130V246H127V244L129 243V242H133ZM184 241V242H183ZM201 241V242H200ZM260 241H261V243H260ZM183 242V243H182ZM243 242H247V241H244L243 240ZM243 242H242V240L240 241V243H242L243 244ZM202 243V244H201ZM121 244H123V246L121 245ZM177 244V245H176ZM241 244V245H242ZM246 244V243H245ZM154 245V246H153ZM123 247V249H122V247ZM134 246H135V248H134ZM151 246H153V248L151 247ZM118 249H119V251L120 252H118ZM131 249V250H130ZM133 249H135V250H133ZM142 249V250H141ZM113 250L115 251V252H113ZM136 250L137 251H140V252H136ZM123 251V252H122ZM125 251V252H124ZM133 251V252H132ZM123 253V254H122ZM116 254V255H115ZM129 254V255H128ZM130 255H132V256H130ZM171 255H173V254H171ZM166 256V257H165ZM127 257V258H126ZM163 258V259H162ZM135 261H137V262H135Z\"/></svg>","mask_w":264,"mask_h":264},{"label":"bare ground","instance_id":"2","mask_svg":"<svg viewBox=\"0 0 264 264\" xmlns=\"http://www.w3.org/2000/svg\"><path fill=\"white\" fill-rule=\"evenodd\" d=\"M19 0H0V19H3V18H5V20L6 19H8L9 18V25H7V26H10V28L8 27L7 29H8V33H7V30L5 31L7 34H9V36L10 35H13V34H15V31L16 30H18V28H19V26L20 25H22L23 24V28H25V24H27V22L28 21H30V19H32L34 16H35V14H36V11L38 10H36L35 11V9L34 8H28V7H31V6H27L26 7V9H23L22 8V10H24L23 12H19V9L17 8L18 6H16L15 4H17V2H18ZM33 1V0H32ZM37 1V0H36ZM60 2H63V1H61V0H59ZM69 1V0H68ZM76 1H79V0H76ZM102 0H83L82 1V3L80 4V5H78V10H80V15H83L82 17H84V18H86L87 17V19H88V23L90 22V21H96V23H95V25H93L91 22H90V25H87V23L86 24H84V26L85 25H87L86 27H83V28H81V32H80V29H79V31L78 30H76V31H78V32H80V37H84V36H88V37H90V35L92 34V32L93 31H97V30H99V29H101L102 27H103V25L104 24H106V22L104 21V20H107L108 21V19H109V17H111V19H113V20H110L109 21V23H111V21H112V24H111V26H112V32H117V30H118V27H119V24H122V22L123 21H125L124 23H127V24H130L131 26H135V25H137V24H141L142 26H143V31L145 30L146 32L143 34V36H144V38H142L143 39V41H144V39H148V36L150 37V38H154L155 36H159V38H162V41L161 42H163V43H165L166 44V46H165V50L164 51H167L168 52V54H169V52H171L172 54H173V59H174V57L175 56H177V58L178 59H180V58H188L189 60H188V62L190 61L192 64H191V71L189 72V73H186V72H183L185 75H186V80L188 81V83H189V80H191L192 78H193V80L196 82V87L197 88H199L200 89V91H199V93H198V95H197V97H202V98H206L207 99V101H208V103H213V104H215L216 106L214 107V108H212V111H211V115H215V116H220L221 117V114L223 113V112H229V110L237 103V101H238V98H239V96H238V94H237V92H235L233 89L231 90L230 88L228 89L229 91L227 92L226 91V95H227V97H226V99L225 100H220L218 97H217V95L215 94V93H217V92H213L212 91V89L214 88V81H216V85H222V84H225V86H230V84H234V86L235 85H237V84H239L240 82H241V77H239L238 78V75H239V73L240 72H237V71H230L231 73H229V71H227L226 70V72L225 71H220V69L219 68H217L215 71H217V70H219V72L218 73H215L214 72V70L211 68V72L213 71V73H212V77H208L209 79H207V80H205L204 82H203V75H201V74H203V73H201L200 71H199V68L204 64V66H209L210 67V63H211V61H208L209 59H208V57H206V54H208L207 53V50L209 49V48H214V49H219L220 48V44H221V42L222 41H224V39L225 40H230V39H234L233 40V42L232 41H230V42H232V43H234V41H235V36H237V37H240V40H243V41H245L246 43H247V40L249 41H251V43H252V52L254 53V62L251 64V72L252 73H254L255 75H256V81H255V85H256V90L258 91V93H260V94H258V95H260V100L262 101V105L259 107H257L258 109H264V5H261V4H257V2L256 1H254V2H256V3H254L252 0H105V1H102ZM23 2V6L25 5L26 6V1L24 0V1H22ZM24 2L26 3V4H24ZM54 2V1H53ZM259 2H261L260 0H259ZM48 3V2H47ZM50 3H51V0H50ZM50 3H49V6H51L50 5ZM55 4H57L56 2H54ZM67 3V2H66ZM20 4H21V2H20ZM42 4H45V3H42ZM60 4V3H59ZM59 4H57V5H59ZM63 4H64V2H63ZM192 5V4H195V5H199V6H201V7H206V9L207 8H210V14H207L208 15V18H209V20H208V25H209V28L206 26V28H208V31L206 32V33H201V32H197L195 29H193V27H194V25L190 28V30L191 31H189L188 33H189V36H192V38H194V42L192 43L191 42V45H187L188 43H189V41H188V34H186L187 35V37H185V34L183 35V36H178V37H174V36H172V35H170V33H169V31H168V19L174 14V15H177V16H179L178 18H180V19H182V18H184L187 14H185V12L183 11V7L182 6H184V5H186V6H188V5ZM33 5V4H32ZM34 5H36V4H34ZM48 5V4H47ZM68 5H70V3L68 4ZM16 6V7H15ZM21 6V5H20ZM23 6H21V7H23ZM66 6V5H65ZM71 7H72V5H70ZM33 7H35V6H33ZM60 5H59V9H60ZM68 7V6H67ZM15 8H17L18 9V11L17 10H15ZM25 8V7H24ZM50 8V7H49ZM52 8H53V6H52ZM58 8V7H57ZM56 8V9H57ZM51 9V8H50ZM56 9H55V12H57L56 11ZM66 9V8H65ZM77 9V8H76ZM61 10V9H60ZM70 10V9H69ZM68 10V11H69ZM49 11V10H48ZM59 11V10H58ZM39 12H40V10H39ZM45 12V11H44ZM61 12V11H60ZM198 12V11H197ZM22 13H23V18H22ZM41 13V12H40ZM46 13V12H45ZM45 13H43V14H45ZM49 13V12H48ZM72 13V12H71ZM70 13V14H71ZM42 14V15H43ZM49 14H53V13H49ZM55 14V13H54ZM58 14V13H57ZM18 16V17H20L21 16V22H19V24H15V22H16V19L15 18H11V17H14V16ZM41 15V14H40ZM62 15H64V13L63 14H61V16ZM69 15V14H68ZM75 15V14H74ZM78 15V14H77ZM76 15V16H77ZM80 15H78V16H80ZM44 16V15H43ZM42 16V17H43ZM56 16V15H55ZM57 16H59V15H57ZM61 16H59L60 18H62ZM65 16V15H64ZM77 16V18H79ZM41 17V16H40ZM39 17V18H40ZM47 17H49V15L47 16V14H46V19H47ZM68 17H70V16H68ZM73 17H75V16H73ZM174 17V16H173ZM198 17V16H197ZM65 18V17H64ZM76 18V17H75ZM74 18V19H75ZM81 18V17H80ZM172 18V17H171ZM177 18V19H178ZM207 18V17H206ZM37 19V18H36ZM44 20V21H47L48 22V20ZM54 19V18H53ZM63 19V18H62ZM69 19V18H68ZM95 19V20H94ZM176 19V18H175ZM177 19H176V21H177ZM180 19H178L179 21H180ZM193 19V18H192ZM19 20V19H18ZM50 20V19H49ZM70 20V19H69ZM13 21H15L14 23H13ZM34 21V20H33ZM57 21V20H56ZM76 21H77V19H76ZM83 21H84V19H83ZM182 21V20H181ZM180 21V22H181ZM18 22V21H17ZM41 22H43V21H41ZM74 22V21H73ZM80 22V21H79ZM178 22V21H177ZM184 22V21H183ZM191 22V21H190ZM31 24V22H28V24ZM38 23V22H37ZM53 23V22H52ZM52 23H47V24H51L52 25ZM55 23V22H54ZM59 23H60V21H59ZM67 23V22H66ZM69 23V22H68ZM158 23H160V25H158ZM7 24V23H6ZM45 23H43V25H44ZM172 24V23H171ZM179 25H178V27L180 26V29L182 28V26L183 25H180V23H178ZM188 24V23H187ZM196 24H198V22L196 21ZM204 24H206V22H204ZM32 25V24H31ZM30 25V26H31ZM39 25V24H38ZM37 25V26H38ZM64 25V24H63ZM67 25V24H66ZM110 25V24H109ZM123 25V24H122ZM175 25V24H174ZM174 25H173V27H174ZM177 25V24H176ZM2 26V25H1ZM0 26V27H1ZM42 26V25H41ZM46 26V25H45ZM54 26V25H53ZM71 26H73V24L71 25ZM75 26V25H74ZM106 26V25H105ZM107 26H108V24H107ZM111 26H109L110 28L109 29H106V30H110L111 29ZM128 26V25H127ZM138 26V25H137ZM169 26H170V24H169ZM40 27V26H39ZM65 27V26H64ZM76 27V26H75ZM122 27V26H121ZM121 27H119V28H121ZM184 27V26H183ZM186 27V26H185ZM4 28V27H3ZM28 28V27H27ZM27 28H25L27 31H28V29ZM48 28V27H47ZM53 28V27H52ZM69 28V27H68ZM74 27H72V29H73ZM170 28V27H169ZM175 29H177V27H174ZM188 28V27H187ZM200 28V27H199ZM202 28V27H201ZM200 28V29H201ZM30 29H31V27H30ZM36 29H39V28H36ZM60 29V28H59ZM104 29V28H103ZM104 29V32H106V30ZM123 29V28H122ZM124 29L126 30V28H125V24H124ZM171 29V28H170ZM179 29V30H180ZM44 30V29H43ZM46 31H47V29H45ZM53 30H55L54 28H53ZM63 30V29H62ZM66 30H67V28H66ZM182 31L184 30V28L183 29H181ZM180 30V31H181ZM204 30V31H205ZM21 31V30H20ZM23 31V30H22ZM22 31L20 32V33H16V35H19V38L20 39H22V38H24L25 36H26V34L27 35H29L30 34V32L29 33H27V31H26V33H25V31H24V33H22ZM32 31V30H31ZM68 31V30H67ZM70 31V30H69ZM76 31H74V32H76ZM109 32V34L110 33H112V32ZM119 31H121V30H119ZM128 31H129V29H128ZM138 31H140V29L138 30ZM186 31V30H185ZM201 31V30H200ZM204 31H202V32H204ZM3 32V31H2ZM2 32H1V34H2ZM5 32H3V34L5 33ZM41 32H42V30H41ZM65 32V31H64ZM73 32V31H72ZM71 32V33H72ZM103 32V33H104ZM126 33H127V31H125ZM142 32V31H141ZM141 32H139V33H141ZM187 32V31H186ZM32 33V32H31ZM46 33V32H45ZM47 33H48V31H47ZM52 33V32H51ZM56 33V32H55ZM62 33V32H61ZM66 33V32H65ZM64 33V34H65ZM2 34V35H3ZM49 34V37H50V33H48ZM59 34H60V32H59ZM78 34V33H77ZM109 34H107V35H109ZM125 34V33H124ZM124 34H122V35H124ZM128 34V33H127ZM127 34H125L124 36H125V38H127L126 37V35ZM130 34V33H129ZM156 34V35H155ZM33 35V34H32ZM36 35H38L37 33H36ZM35 35V36H36ZM46 35V34H45ZM53 35H54V33H53ZM66 35V34H65ZM112 35V34H111ZM155 35V36H154ZM179 35H180V33H179ZM219 35V36H218ZM1 36V35H0ZM5 36H6V34H5ZM8 36V35H7ZM42 36H44V35H42ZM61 36V35H60ZM123 36V37H124ZM142 36V35H141ZM13 37V36H12ZM17 38H18V36H16ZM37 37V36H36ZM40 37V36H39ZM54 37V36H53ZM53 37H51V39L49 40V41H51L52 40V38ZM56 37H57V34H56ZM62 37H64V36H62ZM61 37V38H62ZM72 37H74L73 35H72ZM99 37H101V36H99ZM116 37H117V33H116ZM139 36H137L136 38H138ZM145 37H147V38H145ZM5 38V37H4ZM26 38V37H25ZM24 38V39H25ZM43 38V37H42ZM46 38V37H45ZM58 38H59V36H58ZM66 38H68L67 36L65 37V39ZM93 38V37H92ZM103 38V37H102ZM130 38V37H129ZM133 38V37H132ZM149 38V39H150ZM8 39V38H7ZM7 39H2L1 38V40H0V43H1V41H3L4 42V40H7ZM28 39V38H27ZM30 39V38H29ZM36 39V38H35ZM38 39V38H37ZM57 39V38H56ZM74 39V38H73ZM77 39V38H76ZM81 39V38H80ZM90 39V38H89ZM97 39V38H96ZM107 39H109V38H107ZM112 39V38H111ZM111 39H109V42H110V40ZM115 38H113V40H114ZM117 39V38H116ZM124 39V38H123ZM122 39V40H123ZM155 39V38H154ZM154 39H152L153 41H154ZM187 39V40H186ZM205 39H206V41H205ZM239 39V38H238ZM10 40V39H9ZM14 40H15V38H14ZM14 40H12V41H14ZM18 40V39H17ZM40 40V39H39ZM42 40H44V39H42ZM45 40H47V42H49L48 41V36H47V38L45 39ZM79 40V39H78ZM113 40H111V42H113ZM126 40H128V39H126ZM126 40H124V41H122V42H125ZM132 40H134V39H132ZM141 40V39H140ZM156 40V39H155ZM159 40V39H158ZM19 41H21V40H19ZM28 41V40H27ZM66 41V40H65ZM71 40H69V42H70ZM73 41V40H72ZM79 41H81V40H79ZM137 41V40H136ZM139 41V40H138ZM187 41H188V43H187ZM238 40L236 39V42H237ZM2 42V43H3ZM7 42H9V41H6V44H8ZM16 42V41H15ZM32 42V41H31ZM47 42H45L47 45L49 44V43H51V42H49V43H47ZM57 42V41H56ZM55 42V43H56ZM66 42H68V41H66ZM140 42V41H139ZM141 42H142V40H141ZM141 42L139 43L140 45H141ZM149 42V41H148ZM156 42V41H155ZM226 41H224V43H225ZM11 43V42H10ZM18 43H20V42H18ZM33 44L31 45V47H38L39 48V50H40V47H43L45 44H42V41L40 42H38V40L37 41H33L32 42ZM82 43V42H81ZM99 43V42H98ZM113 43H115V42H113ZM113 43H111V44H113ZM134 44H135V42H133ZM133 43H131V44H133ZM146 43V42H145ZM157 43V42H156ZM187 43V44H186ZM244 43V42H243ZM250 43V44H251ZM4 45H6L5 43H3ZM17 44V43H16ZM27 44V43H26ZM26 44H24V45H26ZM57 44V43H56ZM55 44V45H56ZM69 44V43H68ZM74 44L76 45V43H75V41H74ZM84 44V43H83ZM86 44V43H85ZM129 44V43H128ZM138 44V43H137ZM144 44V43H143ZM147 44V49H149L148 48V46H151L150 44H152V43H150L149 45H148V43H146ZM160 44H162V43H160ZM190 44V43H189ZM236 44V43H235ZM238 44V43H237ZM236 44V45H237ZM249 44V45H250ZM1 45V44H0ZM19 45V44H18ZM21 45V44H20ZM23 45V44H22ZM50 45V44H49ZM52 45V44H51ZM58 45H59V42H58ZM63 45V44H62ZM65 45V44H64ZM70 45V44H69ZM74 45V46H75ZM102 45V44H101ZM104 44V42H103V47H105V48H107V46ZM109 46H110V43L108 44ZM125 45V44H124ZM124 45H121V46H124ZM130 45V44H129ZM139 45V46H140ZM152 45H154V44H152ZM193 45V46H192ZM225 45H226V43H225ZM229 45V44H228ZM232 45L233 44H231V47H232ZM244 45H245V43H244ZM242 46V48H244V49H246L247 48V46H246V48H245V46ZM7 46V45H6ZM6 46L4 47L5 48V52L6 53H4V54H6V55H9V54H7V48L9 49V47L11 48V46L10 45H8L7 46V48H6ZM12 46H13V44H12ZM15 46V45H14ZM61 46V45H60ZM89 46V45H88ZM91 46V45H90ZM89 46V47H90ZM113 46V45H112ZM121 46L119 45V49L121 48ZM128 46V45H127ZM136 46V45H135ZM138 46V45H137ZM158 46H160V45H158ZM188 46V47H187ZM209 46V47H208ZM239 46H240V44H239ZM251 46V45H250ZM3 47V46H2ZM19 47V46H18ZM27 47H28V45H27ZM48 47V46H47ZM58 47V46H57ZM65 47V46H64ZM79 47V46H78ZM93 46H91V48H92ZM98 48L99 47H102V46H97ZM96 47V48H97ZM130 47H133V45H131ZM143 47H144V45H143ZM142 47V48H143ZM161 47V46H160ZM187 47V48H186ZM17 47H15V49H16ZM38 48H34V49H38ZM56 48V47H55ZM70 48H71V46H70ZM83 48V47H82ZM86 49H87V47H85ZM90 48V49H91ZM105 48H103V49H105ZM109 48H111V46L109 47ZM108 48V49H109ZM118 48L117 49H114V50H118ZM129 48V47H128ZM128 48H124V51L126 50V51H128ZM136 49H138L137 47H135ZM153 48V47H152ZM230 48V47H229ZM234 48H235V46H234ZM239 49L241 48V47H238ZM20 49H24L23 47L22 48H20ZM19 49V50H20ZM26 49H28V48H26ZM25 49V50H26ZM46 50H48V49H51V47L50 48H45ZM59 49V48H58ZM57 49V50H58ZM65 49V48H64ZM85 49V51H87ZM100 49V48H99ZM98 49V52H100V50ZM112 49V48H111ZM133 49V48H132ZM139 49L141 50V48L139 47ZM139 49L137 50V51H139ZM160 49H162V47L160 48ZM248 49V48H247ZM246 49V50H247ZM250 49V48H249ZM9 50H11V49H9ZM17 50V49H16ZM61 50V49H60ZM70 49H68V51H69ZM81 50V49H80ZM89 50V49H88ZM94 50H95V47H94ZM114 50H111V51H114ZM122 50V49H121ZM129 50H131V49H129ZM150 50V49H149ZM158 50V49H157ZM187 50V51H186ZM221 50V49H220ZM27 51V50H26ZM50 51H52V50H50ZM49 51V52H50ZM79 51V50H78ZM134 50H132V52H133ZM145 51V50H144ZM143 51V52H144ZM228 51H230V50H228ZM236 51V50H235ZM242 51V49L240 50V52ZM3 52H4V50H3ZM12 52V51H11ZM21 52H23V51H21ZM20 52V54L19 55H21V54H23V53H21ZM53 52V51H52ZM52 52H50V53H52ZM57 52V51H56ZM67 52V51H66ZM73 52V51H72ZM81 52L83 53V51L81 50ZM94 52V51H93ZM97 52V53H98ZM103 51H101V53H102ZM106 52L107 53H110V50L109 51H107L106 50ZM118 52V51H117ZM119 52H122V51H120L119 50ZM132 52L130 51V53L132 54ZM157 52V51H156ZM209 52H210V50H209ZM231 52V51H230ZM243 52V51H242ZM249 52V51H248ZM9 53V52H8ZM13 53H14V55L12 56V59H14V57H15V53H16V51H13ZM30 53H32V52H30ZM47 53V52H46ZM58 53V52H57ZM61 53H63V51L61 52ZM78 53V52H77ZM96 53V51L94 52V54ZM97 53H96V57L95 58H93V61H94V59H96L98 56H97ZM105 52H103V54H104ZM116 53V52H115ZM125 53V52H124ZM134 54H135V51L133 52ZM137 53H140V52H137ZM219 53L220 52H218V55H219ZM0 54H2V53H0ZM33 54V53H32ZM37 54H39V53H37ZM36 54V55H37ZM53 54V53H52ZM56 54V53H55ZM76 54V53H75ZM99 54V53H98ZM114 54V53H113ZM113 54H110V56H112ZM122 54H123V52H122ZM122 54H119V55H117V57H119V59L118 60H121V61H123V57L121 56ZM143 54V53H142ZM160 54V53H159ZM248 54H250V53H248ZM11 55V54H10ZM26 55H29L27 52H26ZM35 55V54H34ZM42 55V54H41ZM62 55V54H61ZM67 55V54H66ZM80 55H81V53H80ZM115 55V54H114ZM126 55V54H125ZM139 55H141V53L139 54ZM150 55V54H149ZM22 56V55H21ZM21 56H19L20 57V59L19 60H21ZM33 56V55H32ZM69 56V55H68ZM77 56V55H76ZM76 56H75V58H76ZM83 56V55H82ZM81 56V57H82ZM101 56V54L99 55V57ZM103 56V55H102ZM123 56H124V54H123ZM129 56V55H128ZM142 56V55H141ZM164 56V55H163ZM168 56V55H167ZM216 56V55H215ZM221 56V55H220ZM220 56H218V57H220ZM253 55H251L250 57H252ZM31 57V56H30ZM30 57L28 58L29 60H30ZM38 57H40V55L38 56ZM42 57V56H41ZM43 57H45V55L43 56ZM78 58L80 57V56H77ZM98 57V59H100ZM104 57H105V55H104ZM104 57H102V59L101 60H105V58ZM114 56H112V58H113ZM130 58L132 57V56H129ZM134 57V56H133ZM132 57V58H133ZM135 57H138V56H136L135 55ZM143 57H144V55H143ZM143 57H139V58H143ZM157 57V56H156ZM155 57V58H156ZM217 57V56H216ZM238 57V56H237ZM250 57H248V58H250ZM5 58H7V59H9L7 56H5L4 57V59ZM66 58V57H65ZM69 58H71V55H70V57ZM74 58V56H72V58H71V60L73 59H75ZM77 58V60L80 62L81 61V58L80 59H78ZM89 58H90V56H89ZM104 58V59H103ZM108 58H111V57H108ZM111 58V59H112ZM115 58V57H114ZM129 58V59H130ZM139 58H138V60H137V58H135L136 60H137V62L138 61H140L139 60ZM148 58H149V56H148ZM152 58V57H151ZM162 58V57H161ZM167 58V57H166ZM165 58V59H166ZM172 58H169V60L171 61V59ZM221 58H222V56H221ZM233 58V57H232ZM241 58V57H240ZM22 59L24 60V58L22 57ZM39 59V58H38ZM38 59L37 60H34V61H38ZM68 59V58H67ZM92 59V58H91ZM110 59V60H111ZM242 59V58H241ZM240 59V60H241ZM11 60V59H10ZM9 60V61H10ZM26 60H27V58H26ZM25 60V61H26ZM39 60H41L42 62H41V64H43V69L42 70H40L39 68H34V69H30V77L29 78H22V77H19V80H20V82H21V85H13V86H10L11 88H12V92H11V98H13V100L14 101H16L17 102V108H15V110H14V108H13V110L17 113V115L19 116V114H23V113H27L28 112V108H29V105H31L32 103H35V108L37 107V104H36V102L38 101H36V99H35V93H36V89H37V87H42L41 85H40V82L42 81H45V80H42V78H44V76L46 75V73H48V71L50 72L51 71V73H52V69L51 68H53V66H54V62H55V60H56V58L54 57V56H52V55H48L47 54V56L44 58V60H42V59H39ZM66 60V59H65ZM64 60V61H65ZM72 60V61H73ZM88 60V59H87ZM108 60V59H107ZM114 60H116V59H114ZM113 60V61H114ZM132 60H134V58L132 59ZM136 60H134V61H136ZM152 60V59H151ZM168 60V61H169ZM235 60V59H234ZM0 61H1V58H0ZM3 61V60H2ZM12 61V60H11ZM14 61V60H13ZM56 61H58V60H56ZM75 61V60H74ZM74 61L73 62H71L72 64H69L70 66L72 65V66H74V64L76 65H78V61H76L77 63H74ZM97 61V60H96ZM121 61H119L118 62V64L121 62ZM142 61V60H141ZM161 61V60H160ZM162 61H164L163 59H162ZM167 61V60H166ZM166 61H164V62H166ZM169 61V62H170ZM173 61V60H172ZM172 61L170 62V63H172ZM181 61V60H180ZM208 61V62H207ZM242 61V60H241ZM15 62H16V60H15ZM14 62V63H15ZM21 62V61H20ZM23 63L22 64H24V63H27V62H24V61H22ZM82 62V61H81ZM89 62V61H88ZM91 62V61H90ZM95 62V61H94ZM107 62V61H106ZM117 62V61H116ZM153 62V61H152ZM215 62V61H214ZM219 62H221V60L219 61ZM250 63H251V61H249ZM6 63H7V61H6ZM5 63V64H6ZM57 63V62H56ZM64 63L65 62H63V66H64ZM68 63V62H67ZM92 63V62H91ZM132 63V62H131ZM136 63V62H135ZM142 63H143V61H142ZM147 63V62H146ZM160 63V62H159ZM168 63V62H167ZM176 63V61L174 60L173 61V63L172 64H175ZM215 63H217V62H215ZM250 63H246V65H250ZM3 64V63H2ZM22 64H20V65H22ZM85 64H87V62H85ZM84 64V65H85ZM89 64V63H88ZM97 64V63H96ZM98 64H99V62H98ZM107 64H108V62H107ZM112 64V63H111ZM115 64V63H114ZM114 64H112V65H114ZM128 64L130 65V63L128 62ZM141 64V63H140ZM154 64V63H153ZM156 64V63H155ZM154 64V65H155ZM165 64V63H164ZM189 64V63H188ZM20 65H19V68H21L20 67ZM26 65V64H25ZM67 65V64H66ZM65 65V66H66ZM100 65H101V62H100ZM116 65H117V63H116ZM150 65H151V63H150ZM153 65V66H154ZM168 66L170 65V64H167ZM187 65V64H186ZM186 65H184V66H186ZM219 65V64H218ZM233 65V64H232ZM2 66H4V64L2 65ZM8 66V65H7ZM14 66H15V64H14ZM17 66V65H16ZM24 66V65H23ZM38 66H40V65H38ZM90 66V65H89ZM88 65H87V67H89ZM96 66V65H95ZM99 66V65H98ZM98 66L96 67V68H98ZM108 66V65H107ZM106 65H105V67H107ZM142 66V65H141ZM146 66H147V64H146ZM152 66V65H151ZM150 66V67H151ZM158 67V65H155L154 67H152V68H155V67ZM171 66V65H170ZM178 66H180V64L178 63ZM182 66V65H181ZM212 66H214V65H212ZM5 67V66H4ZM10 67V66H9ZM8 67V68H9ZM29 67H30V65H29ZM42 67V66H41ZM76 67V66H75ZM85 68H87L86 66H84ZM91 67V66H90ZM104 67V66H103ZM118 67V66H117ZM116 67V68H117ZM130 67V66H129ZM139 67V66H138ZM148 67V66H147ZM156 67V68H157ZM177 67V66H176ZM175 67V68H176ZM190 67V64H189V66H188V68ZM245 67H247V66H245ZM12 68H14V67H12ZM24 68V67H23ZM58 68H59V66H58ZM68 68V67H67ZM81 68V67H80ZM96 68H94V69H96ZM115 68V67H114ZM136 68V67H135ZM134 68V69H135ZM141 68V67H140ZM139 68V69H140ZM163 68H164V65H163ZM165 68H167V69H169L168 67H165ZM171 68V67H170ZM179 69H180V71L182 70V68H183V66L182 67H178ZM187 68V67H186ZM1 69V68H0ZM15 69V68H14ZM14 69H11V70H13L14 71ZM51 69V70H50ZM55 69H57L56 67H55ZM54 69V70H55ZM60 69V68H59ZM62 69H64V67L62 68ZM81 69H83L84 70V68H81ZM101 69V68H100ZM107 69H109V67H107ZM129 69H131V68H129ZM144 69V68H143ZM158 69H159V67H158ZM208 69V68H207ZM233 69H237V68H233ZM6 70H9V69H7L6 68ZM5 70V72H7ZM15 70H17L18 71V69H15ZM66 70V69H65ZM64 70V71H65ZM72 70H73V68H72ZM72 70H71V73H72ZM74 70H76V69H74ZM73 70V71H74ZM87 70V69H86ZM85 70V71H86ZM106 70V69H105ZM116 70V69H115ZM119 70V69H118ZM135 70H137V68L135 69ZM141 70V69H140ZM145 70H146V68H145ZM151 70V69H150ZM149 70V71H150ZM163 70H165V69H163ZM170 70V69H169ZM176 70L178 71V69L176 68ZM184 70H186L185 68H184ZM188 70V69H187ZM189 70H190V68H189ZM20 71V70H19ZM60 71H62V70H60ZM88 71V72H87ZM86 72L89 74V68H88V70H87ZM92 71V70H91ZM98 71H100V70H98ZM98 71H97V69H96V72H97V74L96 75H98L99 73V77H101L100 75H101V72L102 71H100L99 73H98ZM126 71H127V69H126ZM134 71V70H133ZM133 71H132V73H133ZM143 70H141V72H142ZM148 71V69L145 71V73H143V76L144 75H147V72H149ZM155 71H157V70H155ZM160 71V70H159ZM183 71V70H182ZM181 71V72H182ZM205 71H206V68H205ZM27 72V71H26ZM56 72V71H55ZM55 72H53L52 74H55ZM59 72V71H58ZM58 72H56L57 73V75L56 76H52V77H57L58 76ZM63 72V71H62ZM77 72H79V71H77ZM93 72H94V70H93ZM108 71H105V73H107ZM114 72V71H113ZM112 72V73H113ZM139 72V71H138ZM144 72V71H143ZM165 72H167V71H165ZM171 72V71H170ZM207 72V71H206ZM209 72V71H208ZM211 72H210V76H211ZM11 73H13V74H11L12 76L14 75V73L15 72H11ZM17 73V72H16ZM67 71L65 72V75H67V74H69L70 72H68L67 74ZM70 73V74H71ZM75 74H76V72H74ZM86 73V74H87ZM91 73V72H90ZM114 73H116V71L114 72ZM159 73H164V72H159ZM179 73V72H178ZM181 74V75H183L184 76V74ZM249 73V72H248ZM247 73V74H248ZM18 74V73H17ZM16 74V75H17ZM48 74H50V73H48ZM85 74V75H86ZM104 74V73H103ZM111 74V73H110ZM110 74H109V76H110ZM127 74V73H126ZM137 74V73H136ZM150 74L152 75V71L150 72ZM167 74H168V72H167ZM244 74V73H243ZM10 75V76H11ZM63 75H64V72H63ZM73 75V74H72ZM82 75V74H81ZM107 75H108V73H107ZM106 75V76H107ZM114 76H113V78L112 79H114V77H115V75L116 74H113ZM139 75V74H138ZM149 75V74H148ZM147 75V76H148ZM150 75V76H151ZM159 75V74H158ZM179 74H177V76H178ZM209 75V74H208ZM248 75H251V74H248ZM106 76H104V77H106ZM137 76V75H136ZM146 76V77H147ZM160 76V75H159ZM161 76H162V74H161ZM174 76V75H173ZM17 77V76H16ZM16 77H15V79H16ZM46 77V76H45ZM47 77H49V75L47 76ZM46 77V78H47ZM63 77V76H62ZM61 77V79L63 80V78ZM66 77H68L69 78V76L67 75ZM65 77V78H66ZM75 78L76 77V75L74 76H72L71 78ZM84 77H86V76H84ZM83 77V78H84ZM88 77V76H87ZM90 77V76H89ZM91 77H92V75H91ZM91 77H90V79H91ZM111 77V76H110ZM117 77V76H116ZM127 77V76H126ZM146 77H144L145 78V80H146ZM155 77V76H154ZM167 77V76H166ZM207 77H205V78H207ZM248 77V76H247ZM6 78L8 79V77L6 76ZM10 78V77H9ZM46 78H44V79H46ZM67 78V79H68ZM73 78V79H74ZM82 78V77H81ZM107 78H108V76H107ZM107 78H105L106 80H107ZM120 78V77H119ZM125 78V77H124ZM56 79V78H55ZM54 79V80H55ZM67 79L64 81V83H66L67 85L66 86H68L69 84L67 83ZM80 79V78H79ZM89 79V81H92L93 80V78H92V80H90ZM103 79V78H102ZM101 78L100 79H97V81H99L101 84L102 83H104L105 82V80L103 81ZM138 79V78H137ZM136 79V80H137ZM140 79V78H139ZM138 79V80H139ZM154 79V78H153ZM182 79H183V77H182ZM48 81H50V79H47ZM59 80V79H58ZM75 80H77V78L75 79ZM83 80V79H82ZM100 80H102V82L100 81ZM125 80V79H124ZM123 80V81H124ZM142 80H144V79H142ZM141 80V81H142ZM145 80L144 81H142V84L145 82ZM150 80V79H149ZM156 80H158V79H156ZM12 82H13V80H11ZM10 81V82H11ZM17 81V80H16ZM60 81V80H59ZM70 81V80H69ZM96 80H95V82H97ZM153 81V80H152ZM4 82V81H3ZM15 82V81H14ZM19 82V81H18ZM19 82V83H20ZM55 82H56V80H55ZM54 82V83H55ZM93 82H94V80H93ZM94 82V83H95ZM115 82V81H114ZM117 82V81H116ZM119 82H121V81H119ZM133 81H131L130 82V84L132 83ZM140 82V81H139ZM138 82V83H139ZM148 82V81H147ZM147 82H146V84H144V85H147ZM177 82V81H176ZM181 82V81H180ZM183 82V81H182ZM181 82V83H182ZM2 83V82H1ZM6 82H4V84H5ZM45 83V82H44ZM59 83V82H58ZM57 83V84H58ZM63 82H61L60 84H62ZM109 83V80H108V82H107V84ZM113 83V82H112ZM158 83V82H157ZM188 83H186V84H184V85H187ZM15 84H16V82H15ZM46 84H47V82H46ZM49 84V87H50V82L48 83ZM77 84V83H76ZM82 84V83H81ZM87 83H85V85H86ZM140 84V83H139ZM153 84V83H152ZM155 84V83H154ZM40 85V86H39ZM59 85V84H58ZM63 85V84H62ZM62 85H60L61 87H62ZM83 85H84V83H83ZM93 85V84H92ZM103 85V84H102ZM105 85V84H104ZM110 85V84H109ZM117 85V84H116ZM132 85V84H131ZM141 85V84H140ZM174 85H175V83H174ZM4 86V85H3ZM7 86V85H6ZM51 86H53L52 84H51ZM57 86V85H56ZM82 86V85H81ZM87 86H88V84H87ZM96 86V85H95ZM98 87H100L101 85H97ZM96 86V88H98ZM153 86V85H152ZM159 86V85H158ZM158 86H156V87H158ZM181 86V85H180ZM224 86V87H225ZM242 87H243V85H241ZM47 88H48V85L46 86ZM64 87H65V85H64ZM69 87V86H68ZM92 87H94V86H92ZM106 87V86H105ZM111 87H114V86H109V89H111ZM130 87V86H129ZM136 87H138V86H136ZM145 87H148V86H145ZM150 87H151V82H150ZM154 87V86H153ZM185 87V86H184ZM188 87H189V84H188ZM188 87H186V88H188ZM220 87V86H219ZM1 88V90H3L4 88H2V86L0 87ZM9 88V87H8ZM57 88H59V87H57ZM72 88V87H71ZM71 88H70V91H72L71 90ZM79 88V87H78ZM83 88V87H82ZM84 88H86V86L84 87ZM103 88V87H102ZM108 88V87H107ZM141 88V87H140ZM142 88H143V85H142ZM149 88V87H148ZM155 88V87H154ZM160 88V87H159ZM159 88H156V89H159ZM178 88V87H177ZM241 88V87H240ZM40 88H38V90H39ZM81 89V88H80ZM89 89L91 90V86L89 87ZM94 89H95V87H94ZM108 89V90H109ZM126 89V88H125ZM129 89V88H128ZM132 89V88H131ZM131 89H129V91H131ZM176 89V88H175ZM224 89V88H223ZM5 90V89H4ZM3 90V91H4ZM36 90V91H35ZM41 90V89H40ZM47 90H49V89H47ZM46 90V91H47ZM64 90V89H63ZM82 90H84V89H82ZM82 90H80V91H82ZM93 90V89H92ZM91 90V91H92ZM97 90H99V88L97 89ZM107 90V89H106ZM106 90H104V93H105V91ZM108 90L106 91V92H108ZM123 90V89H122ZM138 90H139V88H138ZM166 90V89H165ZM164 90V91H165ZM214 90V89H213ZM222 90V89H221ZM226 90H227V88H226ZM240 90H242V89H240ZM19 91H24L25 93H23L22 92V94H24V96H22L21 95V93H19ZM65 91V90H64ZM63 91V92H64ZM77 91H79V90H77ZM89 91V90H88ZM87 91V92H88ZM102 91V90H101ZM110 91V90H109ZM119 91H120V89H119ZM126 91V90H125ZM141 91H143L142 89L140 90V92ZM158 92L159 91H161L160 89L159 90H157ZM179 91V90H178ZM177 91V92H178ZM217 91V90H216ZM59 92V91H58ZM57 92V93H58ZM76 92V91H75ZM100 92V91H99ZM98 92V93H99ZM118 92V91H117ZM116 92V93H117ZM127 92V91H126ZM133 92V91H132ZM162 92V91H161ZM180 92H181V90H180ZM3 93L4 92H1L0 91V94H2L3 95ZM39 93V92H38ZM41 93V92H40ZM50 93V92H49ZM48 93V94H49ZM79 93V92H78ZM88 93H91V92H88ZM87 93V94H88ZM101 93V92H100ZM116 93H114V94H116ZM148 93V92H147ZM185 93V92H184ZM7 94V93H6ZM42 94V93H41ZM45 94V93H44ZM58 94H60V93H58ZM74 93L72 92V95H73ZM76 94V93H75ZM74 94V95H75ZM86 94V93H85ZM108 94L109 93H107V96H108ZM118 95H119V93H117ZM149 94H150V92H149ZM154 94H156L155 92H154ZM159 94H164V92H162V93H158V97L159 98H161L160 96H159ZM175 94V93H174ZM180 95H181V93H179ZM178 94V95H179ZM254 94V93H253ZM37 95V94H36ZM46 95H47V93H46ZM50 95V94H49ZM48 95V96H49ZM55 95H56V93H55ZM69 95V94H68ZM79 96L81 95L82 96V94L80 93V94H78ZM78 95H77V97H78ZM83 95H84V93H83ZM91 95H92V93H91ZM91 95H90V97H91ZM99 95V94H98ZM98 95H96V97H99ZM112 95V94H111ZM131 95V94H130ZM129 95V96H130ZM136 96H138V94H135ZM144 95H146V93L144 94ZM191 95V94H190ZM190 95H188V96H190ZM194 95V94H193ZM247 95V94H246ZM248 95H252L251 94V92H250V94H248ZM9 96H10V94H9ZM42 96L44 97V95L42 94ZM85 96V95H84ZM83 96V97H84ZM87 96V95H86ZM101 96H102V93H101ZM104 96H105V94H104ZM103 96V97H104ZM116 96V95H115ZM122 96V95H121ZM120 96V97H121ZM133 96V95H132ZM132 96H130L131 98H132ZM175 96V95H174ZM36 97H38V95L36 96ZM47 97V96H46ZM72 98H73V96H71ZM95 97V96H94ZM95 97V98H96ZM110 97V96H109ZM109 97H108V99H109ZM119 97V98H120ZM146 97V96H145ZM153 97V96H152ZM155 97H157V96H155ZM157 97V98H158ZM184 98L186 97V94L183 96ZM0 98H1V96H0ZM10 98V99H11ZM40 98H41V95H40ZM68 98V97H67ZM86 98V97H85ZM92 98H93V96H92ZM100 98V97H99ZM130 98V100H132ZM138 98V97H137ZM154 98V97H153ZM158 98V99H159ZM165 98V97H164ZM179 98V97H178ZM193 97H190V99L188 98V102H190V100L192 99ZM9 99V98H8ZM39 99V98H38ZM50 99H53V98H50ZM74 99H75V96H74ZM73 99V100H74ZM80 99H82V97L80 98ZM91 98H89V100H90ZM101 99V98H100ZM106 99V98H105ZM125 99H126V97H125ZM124 99V100H125ZM129 99V98H128ZM158 99H156L158 102H159V100ZM177 99V98H176ZM181 99V98H180ZM243 99H245V98H243ZM257 99H259V97L257 98ZM3 100V99H2ZM46 100V99H45ZM65 100V99H64ZM87 100V99H86ZM85 100V101H86ZM99 100V99H98ZM121 100V99H120ZM124 100H122V101H124ZM142 100V99H141ZM152 100H154L155 101V98L154 99H152ZM151 100V101H152ZM162 100H163V98H162ZM182 101H183V99H181ZM246 100H247V96H246ZM245 100V104H248L249 102L248 101H246ZM8 101V100H7ZM36 101V102H35ZM42 101V100H41ZM52 101V100H51ZM69 101V100H68ZM81 101V100H80ZM83 101V103H84V99L82 100ZM81 101V102H82ZM92 101V100H91ZM137 101H139V100H137ZM147 101H148V99H147ZM161 101V100H160ZM178 101V100H177ZM242 101V100H241ZM54 102H55V100H54ZM99 102V101H98ZM118 102V101H117ZM117 102H116V104H117ZM136 102V101H135ZM140 102H142V101H140ZM146 101L144 100V103H145ZM149 102H150V100H149ZM149 102L147 103V104H149ZM173 102V101H172ZM172 102L170 103V104H168V105H165V107H164V109L162 110V111H164V113L167 115V114H172V113H174V112H177V110L179 109H177V107H174V105L172 104ZM192 102V101H191ZM31 103V104H30ZM38 103H40V102H38ZM42 103V102H41ZM75 102H73V104H74ZM94 103H97V102H94ZM109 102H107V104H108ZM168 103H169V101H168ZM181 105H182V103L181 102H179ZM194 103V102H193ZM242 103H243V101H242ZM254 103V102H253ZM16 104V103H15ZM71 103H70V101H69V105H70ZM86 104H87V102H86ZM93 104V103H92ZM91 104V105H92ZM99 104V103H98ZM107 104H106V106H107ZM123 104V103H122ZM137 104H139V105H141V103H137ZM154 104V103H153ZM155 104H156V102H155ZM177 104V103H176ZM195 104V103H194ZM250 104V103H249ZM248 104V105H249ZM6 105V104H5ZM66 105H68V103L66 104ZM72 105V104H71ZM70 105V106H71ZM94 105V104H93ZM92 105V106H93ZM104 105V104H103ZM102 105V106H103ZM138 105V106H139ZM145 105H146V103H145ZM144 105V106H145ZM150 105V104H149ZM149 105H147V107L149 106ZM178 105V104H177ZM184 105V104H183ZM212 105V104H211ZM241 105V104H240ZM251 105V104H250ZM3 106V105H2ZM42 106V105H41ZM74 106H75V104H74ZM83 106V105H82ZM92 106H90V108L92 107ZM124 106H126V105H124ZM135 106H136V104H135ZM143 106V105H142ZM176 106V105H175ZM179 106V105H178ZM236 106V105H235ZM246 106V105H245ZM7 107V106H6ZM44 107V108H43ZM48 107V104H45V102H44V104H43V106H42V108H41V110H39V111H41V113L43 112V111H45L46 109L45 108H47ZM55 107V106H54ZM57 108H58V105L56 106ZM55 107V108H56ZM79 107H81V106H79ZM79 107H78V109H79ZM86 107V106H85ZM84 107V108H85ZM110 106H107V110H108V108H109ZM128 107V106H127ZM131 107V106H130ZM129 107V108H130ZM139 107H141V106H139ZM147 107L145 108H142V113H143V110L145 109V111H147L148 109H147ZM150 107V106H149ZM157 107H159V104H158V106H155L154 107V109L150 112V114L149 115H147L146 117H141V118H139V119H136V120H138V122L135 120H131V122L132 121H134V122H137V124L138 125H135V127H131V126H129L126 122H122L121 124H120V129H121V131L122 132H119V133H117L116 135H114L113 136V138H112V143H111V145L112 144H114V146L115 145H117V144H121L122 145V148H121V150H120V152H118V153H115V154H113L112 156H111V154L109 155L108 154V159L109 160H107L108 162L105 164V166H103V169H95V164H94V162H95V160H96V158L98 157V159L99 158H101L102 156L104 157V154H105V156L107 155L106 153H109V152H106V150H108V148H109V146L107 147V145H105L104 144V140H100V141H98V148L96 149V155H97V157H95L94 158V156L92 155L90 158H87V156L85 157L86 159H84V160H86L87 162H93V163H91V165H90V167H88V168H90V170H89V175L92 177V176H94V178H95V175L96 174H99V177L102 179V183H101V185H99V187H97L96 186V192L94 191V195H93V198H92V200H91V198L90 199H88V200H91V201H89L90 202V204L89 205H87L86 203H83V204H86L87 206H85V207H83V208H81L80 207V211H78L77 210V206H80V205H82V204H76L77 206L75 207L74 206V203H73V206L75 207L74 208V212H75V210H77V212H75V214L72 212V214H74V215H72V214H70L71 216H69V213L72 211H70L69 213H68V216L66 215L67 214V212H66V214H64V215H66L65 217V220L63 221V219L62 218H58V217H56V215L55 214H53V215H51L52 213H50V216H48L47 218L45 217L44 218V222H46V223H44V222H42V220L41 219H43V217L44 216H46L47 214H48V210H49V208H48V210H47V213L45 212V211H43L44 213V216L42 217V215L40 214V217H42L41 219H37V218H34L37 214H39L40 212H42L41 210L39 211V209L38 208H40V203L39 202H41V200H42V191L46 188H44L43 190H42V188H41V192H39V187H38V190H36V189H34L33 190V187L35 186V184H36V182H38V179H42V183L43 184H45V180H47V174H49L48 173V171H47V168L45 167V161L46 160H48L49 161V159H50V155H44V156H42L43 155V153H41L40 154V150H41V148L43 147V146H45V143H49L50 144V147L52 148V147H54V146H57V145H59V142L57 141V139H55L54 137L55 136H51L50 135V137L48 138H46L45 136H46V134H47V132L49 131V129H48V131H45V130H43L42 129V131H41V128H43V127H41L42 126V124H43V126H44V121H42V122H40V121H38V122H40V123H42L41 125H40V127L41 128H39L40 129V131L41 132H43V133H45V135L44 134H42L41 132H39V133H41L42 135H44V137L45 138H42V136H40L39 135V133H38V136L39 137H41L42 139H41V141L38 139L37 141H39V142H37L36 143V141H35V143H34V141L32 140V138H34V136L33 135H31V133L28 131V129H27V127L29 126V125H25L24 127H23V129H22V126H23V124L25 123H23L22 125L21 124H19L18 123V121H17V119L14 117V118H11V116H10V118H9V116H6V118H1L0 117V264H118L117 262H115V259L116 258H118V254H117V257L115 258V259H113V260H111L112 259V257H115V256H112L111 257V259L110 260H106L110 255H111V251H112V249H113V246H114V244L116 243L115 241H116V238L118 239V235H120L121 236V229H123L122 227L125 225V221L123 220V222H124V225H122L120 222H122V218H125L126 220H128L126 217H128V215L130 214L129 213V207H126V208H129L128 210H126L125 209V204L124 203H127V205H129V206H131L130 204H131V202H134V195L135 194H138L139 192L141 193V192H144L145 194H147V193H149V191H150V189H151V187H152V184L154 183V179L151 177V176H148V172H151L152 170H154L153 169V164L154 163H160L161 162V164H163L164 163V166L166 167V165H165V163L166 162H164L166 159H167V157H171L172 159H170V161H168L169 162V164H170V166H177V168L179 169V168H182V167H184V166H181L182 165V163H181V165H177L178 163H179V161H178V159H180L179 158V155H176V153H178V150L180 149V152H182L181 150V148H182V146H183V144L182 145H180V147H176V145H175V147H173V145L171 146V144L168 142V138L167 139H161L162 141H159L158 139H157V135H158V133H155L154 131H150L149 130V126H150V124L153 122V118H154V112H157L158 111V109H157ZM181 107H183V106H180V110H181ZM191 107V106H190ZM244 107V106H243ZM247 107V106H246ZM3 108H4V106H3ZM55 108L53 109V110H55ZM64 108V107H63ZM62 108V109H63ZM66 108V110H67V106L65 107ZM64 108V109H65ZM74 108V107H73ZM89 108V109H90ZM94 108V107H93ZM119 108H121L120 106H119ZM152 108V107H151ZM195 108V107H194ZM254 108H256V107H254ZM9 108H6V111L8 110ZM39 109V108H38ZM43 109H45V110H43ZM50 109H52V108H50ZM50 109H49V111H50ZM69 109V108H68ZM77 109V110H78ZM81 109V108H80ZM89 109H86L85 108V112H86V110H87V115H88V110ZM92 109V108H91ZM94 109H96V107L94 108ZM140 109V108H139ZM196 109V108H195ZM234 109V108H233ZM232 109V110H233ZM251 109V108H250ZM1 110V109H0ZM11 110V109H10ZM13 110H12V113H13ZM57 110V109H56ZM70 110V109H69ZM74 110V109H73ZM73 110H71V111H73ZM76 110V109H75ZM74 110V111H75ZM93 110V109H92ZM91 110V111H92ZM160 110V109H159ZM183 110V109H182ZM181 110V111H182ZM187 110V109H186ZM188 110H190L191 111V109H188ZM257 110V109H256ZM35 111V110H34ZM38 111V110H37ZM57 111H61V110H57ZM64 111V110H63ZM119 111H121V110H119ZM119 111H116L117 113L116 114H118L119 113ZM132 111H133V108H132ZM131 111V113H134V111L132 112ZM144 111V112H145ZM181 111H178V113L180 112V114H181ZM3 112H5V111H1V114L3 113ZM14 112V113H15ZM36 112V111H35ZM54 112V111H53ZM62 112V111H61ZM78 112H80V110L78 111ZM77 112V113H78ZM110 112V111H109ZM111 112H113V110H111ZM110 112V113H111ZM121 112H123V111H121ZM126 112H128V114H129V112H130V110L129 111H126ZM147 112H149V111H147ZM197 112H199V111H197ZM239 111H237V113H238ZM242 112V111H241ZM257 112H260V111H258L257 110ZM257 112H255V113H257ZM15 113V114H16ZM32 113V112H31ZM30 112L28 113V114H31ZM40 113V112H39ZM45 113V112H44ZM47 113V112H46ZM45 113V114H46ZM75 113V112H74ZM74 113H70V114H74ZM76 113V114H77ZM136 113V112H135ZM142 113H140V114H142ZM178 113H177V115H178ZM186 113V112H185ZM196 113V112H195ZM27 114V117L28 116H30V115H28ZM63 114V113H62ZM66 113H64V115H65ZM90 114H92V112L90 113ZM112 114V113H111ZM180 114H179V116H180ZM183 114H184V112H183ZM198 114V113H197ZM233 114H235V113H232V116H234ZM240 114V113H239ZM10 115V114H9ZM16 115V116H17ZM26 115V114H25ZM41 115V114H40ZM47 115V114H46ZM50 115H51V112H50ZM60 115V114H59ZM71 115V116H72ZM93 115V114H92ZM115 115V114H114ZM121 115V114H120ZM134 115H137V114H134ZM134 115H133V118H134ZM138 115H139V113H138ZM137 115V116H138ZM145 115V114H144ZM143 115V116H144ZM182 115V114H181ZM37 115H35V117H36ZM69 115L67 114L66 115V119L67 118H69L70 119V117H68ZM76 116L77 115H75V117L74 118H76ZM79 116V115H78ZM96 116H98V115H96ZM95 116V117H96ZM111 117H112V115H110ZM109 116V117H110ZM121 116H123V115H121ZM127 116H129V115H127ZM136 116V117H137ZM142 116V115H141ZM199 116V115H198ZM238 116V115H237ZM27 117L26 116H24V118H26L27 119ZM44 117H45V115H44ZM51 117V116H50ZM55 117V116H54ZM57 117V116H56ZM85 117H86V115H85ZM95 117L93 118V119H95ZM101 117V116H100ZM115 117H117V116H115ZM184 117V116H183ZM183 117H182V119H183ZM196 117V116H195ZM224 117V116H223ZM53 118V117H52ZM82 118V117H81ZM83 118H84V116H83ZM83 118L81 119V121L83 120ZM107 118V117H106ZM131 118H132V116H131ZM170 118V117H169ZM173 118H175V116L173 117ZM178 118V117H177ZM193 118V117H192ZM191 118V119H192ZM225 118V117H224ZM233 118V117H232ZM16 119V120H15ZM29 119V118H28ZM30 119H34V117H33V115H32V117L30 118ZM40 119H42V115H41V118ZM39 119V120H40ZM45 119H47V118H45ZM55 119V118H54ZM56 119H59L60 120V117L58 118H56ZM65 117L62 119V120H64L63 122V125L64 124H66L65 123ZM85 119H88V117H86ZM115 118H113V120H114ZM129 119V118H128ZM166 119H167V117H166ZM179 119V118H178ZM177 119V120H178ZM186 119H188V118H186ZM214 119H215V117H214ZM48 120V119H47ZM58 120V121H59ZM76 120V119H75ZM174 120V119H173ZM173 120H171V122L173 121ZM177 120H175L174 122H176ZM193 120V119H192ZM191 120V121H192ZM196 120V119H195ZM194 120V121H195ZM197 120H198V118H197ZM213 120V119H212ZM215 120H217V119H215ZM51 121V120H50ZM52 121H54V120H52ZM67 121H68V119H67ZM73 121V123H74V120H72ZM91 121V120H90ZM89 121V122H90ZM108 120H106V122H107ZM169 121H170V119H169ZM168 121V122H169ZM183 121H185V120H183ZM187 121V120H186ZM214 121V120H213ZM213 121H211L212 123H215V122H213ZM227 121H228V119H227ZM242 121H243V119H242ZM257 121V120H256ZM21 122H22V120H21ZM31 122H32V120H31ZM36 122H37V120H36ZM35 121L33 122V124L31 125V126H33L34 125V123H36ZM38 122H37V124H38ZM48 123H49V121H47ZM60 122V121H59ZM70 122V120L68 121V124H70L69 123ZM110 122V121H109ZM173 122V123H174ZM182 122V121H181ZM224 122V121H223ZM232 122H234V121H232ZM238 122V121H237ZM55 123H57L56 121H55ZM55 123H53L52 122V125L54 126V125H56ZM87 123V122H86ZM95 123H97L96 122V120H95ZM164 123H166V122H164ZM187 123V122H186ZM190 123V122H189ZM230 122H228V124H229ZM249 123V122H248ZM51 124V123H50ZM75 124V123H74ZM93 124H94V122H93ZM104 124V123H103ZM191 125L193 124L192 122L190 123ZM196 124V123H195ZM233 124H235V123H233ZM238 124V123H237ZM252 124V123H251ZM256 124V123H255ZM19 125H20V128L22 129L21 131L22 132H24V133H22L19 129L17 130L16 129V127H19ZM51 125V126H52ZM62 125V126H63ZM78 126H79V128H80V123H78L77 124ZM77 125H76V127H77ZM89 125V124H88ZM99 125H100V123H99ZM166 125H169L168 123L166 124ZM177 125V124H176ZM210 125V124H209ZM240 125V124H239ZM30 126V127H31ZM48 126H50L49 124H48ZM52 126V127H53ZM57 126H58V124H57ZM73 126V125H72ZM91 126V125H90ZM93 126V125H92ZM107 127L109 126V125H106ZM116 126V125H115ZM169 126H171V125H169ZM203 126H205V125H203ZM234 126V125H233ZM238 126V125H237ZM255 126V125H254ZM257 126H260V125H258L257 124ZM45 127V126H44ZM81 127H84V126H82L81 125ZM194 127V126H193ZM192 127V128H193ZM215 127V126H214ZM222 127V126H221ZM236 127V126H235ZM239 127V126H238ZM29 128V127H28ZM37 129H38V127H36ZM46 128H47V126H46ZM49 128V127H48ZM68 127H66V130H68L67 129ZM69 128H71L70 127V125H69ZM74 128V127H73ZM73 128H72V130H73ZM88 128H89V126H88ZM95 128V127H94ZM118 128V127H117ZM116 128V129H117ZM179 128H182V127H179ZM211 128V127H210ZM228 128V127H227ZM255 128V127H254ZM33 129L35 130V127H33ZM52 129H54V128H52ZM87 129V128H86ZM91 129V128H90ZM89 129V130H90ZM97 129H99V127L97 128ZM162 129H164V126H163V128ZM171 129V128H170ZM204 129V128H203ZM202 129V130H203ZM213 129V131H211ZM253 129V128H252ZM63 130V129H62ZM81 130H83V128H81L80 130L78 129L77 131L78 132H82ZM89 130H88V132H89ZM91 130H93V128L91 129ZM91 130H90V132L89 133H92L91 132ZM101 130H103V129H101ZM101 130H98V131H101ZM107 130H109L108 128H107ZM112 130V129H111ZM174 130H175V128H174ZM179 130V129H178ZM210 130V129H209ZM211 130H210V132H214V128L212 127L211 128ZM235 130V129H234ZM238 130V129H237ZM242 130H244V129H242ZM254 130H256V129H254ZM52 131H54V132H56L55 130H52ZM64 131V130H63ZM94 131V130H93ZM96 131V130H95ZM94 131V132H95ZM104 131V130H103ZM102 131V132H103ZM163 130H160V132H162ZM165 131V130H164ZM166 131H167V129H166ZM164 132V133H166L167 134V132ZM168 131H169V129H168ZM176 131V130H175ZM180 131V130H179ZM216 131V130H215ZM245 131V130H244ZM34 132V131H33ZM73 132H75V130H73ZM105 132V131H104ZM103 132V133H104ZM158 132H159V130H158ZM177 132V131H176ZM193 131H191V133H192ZM210 132H209V134H210ZM227 132V131H226ZM233 132V131H232ZM235 132V131H234ZM35 133V132H34ZM80 133H78V135L80 134ZM87 133V132H86ZM96 133H98L97 131H96ZM100 133V132H99ZM103 133H102V136H103ZM163 133V132H162ZM205 133H207V131L205 132ZM223 133V132H222ZM221 133V134H222ZM231 133V132H230ZM240 133V132H239ZM243 133V132H242ZM253 133H256V131H253ZM50 134H52L53 135V133L50 131ZM73 134V133H72ZM75 134V133H74ZM82 134V133H81ZM81 134L79 135V136H81ZM95 133H93V136L92 137H94L95 135H94ZM101 134V133H100ZM175 134H177V133H175ZM184 133H182V136H184V135H186V134H184ZM194 134V133H193ZM213 134V133H212ZM227 134V133H226ZM229 134V133H228ZM227 134V135H228ZM233 134V133H232ZM247 133L245 132V135H246ZM257 134V133H256ZM256 134H255V136H256ZM259 134H260V130H259ZM264 134V133H263ZM65 135V134H64ZM67 135H69V137H70V134L68 133ZM99 135V134H98ZM108 135V134H107ZM106 135V136H107ZM165 135V134H164ZM164 135H162V137L164 136ZM171 135H172V133H171ZM170 135V136H171ZM203 135V134H202ZM205 135V134H204ZM217 135V134H216ZM230 135V134H229ZM239 135V134H238ZM247 135H249L250 136V134H247ZM73 136V135H72ZM75 136V135H74ZM105 136V137H106ZM178 136H180V135H178ZM219 136H221V135H219ZM218 136V137H219ZM64 137V136H63ZM76 137V136H75ZM104 137V136H103ZM111 137H112V135H111ZM186 136H184V138H185ZM214 137H215V135H213V137H211V138H213L214 139ZM223 137H224V135H223ZM223 137H220V138H223ZM238 137V136H237ZM261 137H263V136H261ZM260 136H259V138H261ZM78 138V137H77ZM81 138V137H80ZM99 138V137H98ZM97 138V139H98ZM166 138V137H165ZM174 138V137H173ZM207 138V137H206ZM205 138V139H206ZM209 138V137H208ZM244 138H245V136H244ZM257 138L258 137H256V141H257ZM258 138V139H259ZM59 139V138H58ZM70 139V138H69ZM69 139H68V141H69ZM86 139V138H85ZM84 139V140H85ZM91 140L93 139V138H90ZM89 139V140H90ZM111 139V138H110ZM171 139H172V136H171ZM192 139H194V138H191V140ZM238 139V138H237ZM61 140V139H60ZM71 140V139H70ZM75 139H73V141L72 142H74L75 143V141H74ZM80 140V139H79ZM79 140H78V143H79ZM88 140V138H87V141H89ZM187 141H188V139H186ZM208 140V139H207ZM206 140V141H207ZM210 140V139H209ZM215 140V139H214ZM263 140H264V138H263ZM262 140V141H263ZM77 141V140H76ZM195 141V140H194ZM200 141H202V140H200ZM199 141V142H200ZM229 141H230V137H229V140H228V142H227V144L229 143ZM245 141V140H244ZM67 142V141H66ZM65 142V143H66ZM71 142V141H70ZM82 142V141H81ZM179 142H182L181 141V139H180V141ZM186 142V141H185ZM225 142V143H226ZM236 142V141H235ZM250 142L251 143H253L252 142V140H250ZM250 142H248L249 144H250V146L252 147L253 145H251V143ZM74 143H73V145H74ZM188 144L190 143V140H189V142H187ZM187 143H185V144H187ZM248 143H247V145H248ZM67 145H68V147L70 146L69 144H68V142L66 143ZM82 144V143H81ZM185 144H184V146H185ZM191 145H192V143H190ZM245 144V143H244ZM63 145V144H62ZM61 145V146H62ZM72 145V146H73ZM88 145V147H90V143H88L87 144ZM111 145H110V147H111ZM190 145V146H191ZM193 145H194V143H193ZM236 145V144H235ZM261 145V144H260ZM46 146H47V144H46ZM77 146V145H76ZM83 146V145H82ZM113 146V145H112ZM196 146V145H195ZM205 146V145H204ZM204 146H201L200 148H203V151H206V149L208 148V146H207V148H205ZM215 146V148H217L218 149V151H219V143H213L212 142V148ZM227 146V145H226ZM254 146H255V144H254ZM49 147V145L46 147V149ZM78 147V146H77ZM186 147V146H185ZM192 147V146H191ZM210 147V146H209ZM55 148V147H54ZM60 148V147H59ZM58 148V149H59ZM67 148V147H66ZM70 148V147H69ZM69 148H67V150H69ZM73 148H74V146H73ZM81 148V147H80ZM195 148V147H194ZM194 148H193V150H194ZM198 148V147H197ZM197 148H196V150H197ZM228 148V147H227ZM250 148V147H249ZM61 149V148H60ZM77 149H79V147L77 148ZM93 149V148H92ZM113 149H114V147H113ZM116 149H117V146H116ZM190 149V148H189ZM226 149V148H225ZM224 149V150H225ZM254 149V148H253ZM252 149V150H253ZM65 151V152H68V151ZM70 150H72L71 148H70ZM69 150V151H70ZM81 149H79V151H80ZM111 150H112V147H111ZM209 150V149H208ZM207 150V152H209ZM213 150H214V148H213ZM227 150V149H226ZM246 150V149H245ZM250 150V149H249ZM256 150V149H255ZM42 151V150H41ZM48 151V150H47ZM73 151H75L74 149L72 150V152ZM109 151V150H108ZM113 151V150H112ZM114 151H115V149H114ZM117 151V150H116ZM241 151V150H240ZM243 151V150H242ZM44 152V151H43ZM71 152V151H70ZM70 152H68L69 154H70ZM106 152V153H105ZM179 152V153H180ZM195 152H197V151H195ZM199 152V151H198ZM214 152V151H213ZM212 152V153H213ZM227 152H229V150L227 151ZM245 152V151H244ZM263 152V151H262ZM59 153V152H58ZM74 153V152H73ZM88 153H90V152H88ZM112 153H114V152H112ZM215 153V152H214ZM248 153H249V151H248ZM247 153V154H248ZM39 154H40V156H39ZM65 154V153H64ZM63 154V156H67V154H65L64 155ZM181 154V153H180ZM187 154L189 155V153L187 152ZM192 154H194V153H192ZM199 154H203V153H198V155ZM224 154V153H223ZM241 154V153H240ZM258 154V153H257ZM236 155V154H235ZM251 155L252 154H250V155H247V157L248 156H250L251 157ZM263 155H264V153H263ZM62 156V155H61ZM62 156V157H63ZM70 156V155H69ZM74 157H75V155H73ZM190 157L192 156V155H189ZM197 156V155H196ZM195 156V157H196ZM201 156V159H200V161L202 160V155H200ZM62 157H59V158H62ZM103 157L101 158V159H103ZM107 157H105V158H107ZM180 157H183L182 155L180 156ZM188 157V156H187ZM193 157V156H192ZM204 157H206V154L204 155ZM203 157V158H204ZM223 157H225V156H223ZM249 157V158H250ZM261 157H264V156H261ZM260 157V158H261ZM73 158V157H72ZM77 158V157H76ZM104 158V159H105ZM189 158V157H188ZM199 158V157H198ZM209 158V157H208ZM222 158V157H221ZM255 158H256V156H255ZM65 159V158H64ZM70 159V158H69ZM75 158H73V160H74ZM103 159V160H104ZM185 160H186V158H184ZM190 159V158H189ZM192 159V158H191ZM196 159V158H195ZM212 159V157L210 158V160ZM238 159H240V158H238ZM253 159V158H252ZM52 160V159H51ZM68 160V159H67ZM66 160V161H67ZM76 160V159H75ZM93 160V161H92ZM169 160V159H168ZM182 160V159H181ZM199 160V159H198ZM222 160V159H221ZM225 160V159H224ZM245 160H248V159H244V161ZM258 160H260L259 158H258ZM64 161V160H63ZM71 161V160H70ZM77 161H78V159H77ZM102 161V160H101ZM167 161V160H166ZM187 162H189V161H192V160H186ZM209 161V159L207 160V162ZM54 162H55V160H54ZM61 162V161H60ZM75 163H76V161H74ZM163 162V163H162ZM187 162L185 163V166H186V164H187ZM193 162V161H192ZM227 162V161H226ZM229 162V161H228ZM235 162V161H234ZM237 162V161H236ZM260 162H262V161H260ZM50 163H51V161H50ZM58 163H59V161H58ZM64 164L66 163L65 161L63 162ZM70 163V162H69ZM68 162H67V165L69 164ZM74 163V164H75ZM79 163V162H78ZM190 163V162H189ZM188 163V164H189ZM202 163H204V162H202ZM220 163H221V161H220ZM238 163V162H237ZM249 163V162H248ZM62 164V163H61ZM72 164V163H71ZM103 164V163H102ZM101 164V165H102ZM192 164V163H191ZM199 164H200V162H199ZM231 163H229V165H230ZM239 164V163H238ZM254 164V163H253ZM263 164V163H262ZM60 165V164H59ZM58 165V166H59ZM80 165V164H79ZM87 164L85 163V166H86ZM93 165V166H92ZM192 165H195V164H192ZM205 165H207V163L206 164H204V166ZM240 165H242V164H240ZM246 165H248V164H246ZM245 165V166H246ZM255 165V164H254ZM58 166L56 167V169L58 168ZM63 166V165H62ZM66 165H64V169L63 170H65L66 169V167L68 168V166H66ZM81 166V165H80ZM225 166V165H224ZM243 166V165H242ZM244 166V167H245ZM256 166H258V165H256ZM256 166H254V167H256ZM260 166H261V163H260ZM158 167H162V166H158ZM194 167V166H193ZM220 167V166H219ZM218 167V168H219ZM223 167V166H222ZM225 167H227V165L225 166ZM232 167V166H231ZM236 167H239V166H235V168ZM248 167V166H247ZM249 167H251V166H249ZM252 167H253V165H252ZM52 168V167H51ZM198 168V167H197ZM243 168V167H242ZM55 169V168H54ZM60 169V168H59ZM59 169H57V170H59ZM62 169V168H61ZM69 169V168H68ZM68 169H66L67 170V172H70V170H68ZM76 169V168H75ZM162 170H163V168H161ZM165 169V168H164ZM187 169H188V167H187ZM187 169H185V171L187 170ZM200 169V168H199ZM202 169V168H201ZM204 169V168H203ZM220 169V168H219ZM227 169V168H226ZM240 169H241V167H240ZM244 169V168H243ZM255 169H257V168H255ZM263 169V168H262ZM57 170H55V172L57 171ZM63 170H62V172H63ZM72 170V169H71ZM77 170V169H76ZM168 170H170V168L168 169ZM180 170L181 169H179V172H180ZM216 170V169H215ZM250 170V169H249ZM252 170V169H251ZM254 170V169H253ZM53 171V170H52ZM85 171V170H84ZM84 171H81L82 172V174L81 175H84V173H86V172H84ZM155 171V170H154ZM154 171H152V172H154ZM159 171V170H158ZM157 171V172H158ZM171 171V170H170ZM185 171H183L184 173H185ZM204 171V170H203ZM218 171V170H217ZM224 171L226 172V170H225V168H224ZM238 171V170H237ZM263 171V170H262ZM261 171V172H262ZM66 172V171H65ZM79 172V171H78ZM81 172H79V173H81ZM84 172V173H83ZM242 172H245V170H243ZM241 172V173H242ZM251 172V171H250ZM250 172H248V174L250 173ZM253 172V171H252ZM88 173V172H87ZM86 173V174H87ZM159 173V172H158ZM158 173L156 174L157 175V177H159L160 178V176H158ZM164 173H165V171H164ZM167 173V172H166ZM212 173V172H211ZM229 173V172H228ZM238 173V172H237ZM263 173V172H262ZM50 174H51V172H50ZM62 174V173H61ZM71 174V173H70ZM69 174V175H70ZM76 174H77V172H76ZM181 174V173H180ZM180 174H178V175H180ZM210 174V173H209ZM239 174V173H238ZM238 174H237V176H238ZM244 175L246 174V173H243ZM251 174V173H250ZM160 175H161V172H160ZM211 175H213V174H211ZM216 175V174H215ZM218 175H222V172H221V174H220V172H219V174ZM217 175V176H218ZM234 175V174H233ZM233 175H231V176H233ZM236 175V174H235ZM243 175V176H244ZM253 175V174H252ZM50 176H53V175H50ZM57 176V175H56ZM73 176V174H71V177ZM85 176H87V175H84V177ZM183 176H184V174H183ZM187 176V175H186ZM189 176V175H188ZM201 176V175H200ZM200 176H198V179H200L201 177ZM203 176V175H202ZM224 175H222L221 177H223ZM229 176V175H228ZM242 175H241V178L243 177ZM248 176V175H247ZM80 177V176H79ZM88 177V176H87ZM87 177H85V178H87ZM163 177V176H162ZM165 177V176H164ZM234 177V176H233ZM51 178V177H50ZM54 177H52V179H53ZM61 178V177H60ZM59 178V179H60ZM73 178V177H72ZM88 178H90V177H88ZM94 178H92V179H94ZM155 178V177H154ZM184 178H186V177H184ZM224 178H226L227 179V176H224ZM244 178H246V177H244ZM244 178H243V180H244ZM251 178V177H250ZM58 179V180H59ZM70 179V178H69ZM74 179V178H73ZM75 179H78V178H75ZM84 179V178H83ZM133 179H137L136 180V183L135 184H133ZM157 179V178H156ZM193 179V178H192ZM194 179H197V178H194ZM193 179V180H194ZM197 179V180H198ZM249 179V178H248ZM256 179V178H255ZM49 177H48V181H46L47 183L49 182ZM61 180L62 179H60L59 181H58V183L60 182L61 183ZM66 180H68V178L66 179ZM72 180V179H71ZM85 180V182H86V179H84ZM90 180H91V178H90ZM96 180H98V179H96ZM160 180H162V179H160ZM190 180V179H189ZM189 180H187V181H189ZM207 180H209L208 178H207ZM224 180V179H223ZM228 180H229V178H228ZM237 180H239L238 182V184L235 182V184L236 185H233L232 187H231V189H233L228 195H230V196H227V199L225 200L224 199V201H228V203H224V202H222V204H219V202H218V205H214V206H210V204L208 205V208H206V210H205V215H203V217L204 216H206L207 215V213L209 214V212H212L213 213V215L211 216V217H213L214 216V220L215 219H217L216 221H213L212 219V222L209 224V234L211 233V231H214L215 230V227H217L218 229H217V233H219L218 234V238H216V239H212V237H210L211 236V234H210V236H209V234H208V236L206 237V241H205V243H204V240L202 241L203 242V244H204V246H202V248L200 249V250H198L197 251V253H196V256L194 257V258H192V256L190 255V254H193V252H188L187 253V256L185 255V260H184V262L182 263V264H264V250H263V248H261V246L258 244L255 248H252V247H250L249 245H247V243L249 242V239H253V237H254V235H252L251 233L250 234H244V235H242L243 234V226L242 225H244V226H246L247 228H251L253 225H251L250 224V222H241L240 220H237L236 218H234L235 217V214H234V212H235V210H234V212H233V214H232V210L237 206L238 207V205H241V206H247V211L250 213V215H253V214H255L256 213V211L258 210V209H256V207L255 206H253V202H258V201H261V200H263L264 199V183L262 182V181H264V176H259L256 180H254V179H252L253 180V183L255 184L254 185V187L252 188H250V186H247V190H244L243 191V189H245V185H246V183L245 184H241V182L243 183V181L239 178V176H238V179H236V181ZM251 180V179H250ZM249 180V181H250ZM54 181H56V180H54ZM77 181H79V180H77ZM83 181V180H82ZM184 181V180H183ZM183 181H182V183H183ZM186 181V182H187ZM191 181V180H190ZM189 181V182H190ZM216 181V180H215ZM218 181H219V178H218ZM230 181V180H229ZM247 181V180H246ZM50 182H51V180H50ZM49 182V183H50ZM63 182V181H62ZM71 182H73V180L71 181ZM101 182V181H100ZM142 182V188L141 189H139L138 188V185L140 184ZM157 182H159V181H157ZM156 182V183H157ZM186 182H184V185H185V183ZM196 182H198V181H196ZM195 182V183H196ZM220 182V181H219ZM218 182V183H219ZM231 182V181H230ZM40 182H38V184H39ZM46 183V184H47ZM48 183V184H49ZM69 183V182H68ZM78 183V182H77ZM159 183H162V182H159ZM222 183V182H221ZM221 183L219 184V187H217V188H221L222 187V185H221ZM224 183H225V180H224ZM223 183V184H224ZM229 183V182H228ZM41 184V183H40ZM39 184V185H40ZM47 184V185H48ZM55 184V183H54ZM93 184H94V182H93ZM98 184V183H97ZM155 184V183H154ZM216 184V183H215ZM232 184V182L230 183V185ZM46 185V186H47ZM52 185H53V181H52ZM52 185H50V186H52ZM58 185V184H57ZM60 185V184H59ZM69 185V184H68ZM76 185V184H75ZM74 185V186H75ZM82 185V184H81ZM218 184H216V186H217ZM220 185H221V187H220ZM225 185H227V184H225ZM229 185V186H230ZM242 185H244V186H242ZM54 186V185H53ZM65 185H63V187H64ZM92 187L93 186H95V185H91ZM165 186L166 185H164V188H165ZM192 186H193V184H192ZM215 186V187H216ZM36 187V188H37ZM58 187H60V186H58ZM62 187V186H61ZM84 187V186H83ZM160 187V186H159ZM181 187V186H180ZM195 187V186H194ZM50 188V187H49ZM56 188L57 187H55V188H53V189H55L56 190ZM67 188V186H65L64 187V189H62L63 191H68L69 189H66ZM76 187H73V189H75ZM152 188H154V187H152ZM163 188V189H164ZM182 188V187H181ZM48 189V188H47ZM71 189V188H70ZM72 189V190H73ZM87 189V188H86ZM93 189V188H92ZM94 189H95V187H94ZM155 189V188H154ZM183 189V188H182ZM184 189H185V187H184ZM183 189V190H184ZM227 189H229V188H227ZM153 190V189H152ZM181 190V189H180ZM182 190V191H183ZM45 191V190H44ZM44 191H43V194H44ZM61 191V190H60ZM59 191V192H60ZM71 191V190H70ZM82 191V190H81ZM158 191V190H157ZM224 191H226L225 190V188H224ZM242 191V192H241ZM49 192H50V190H49ZM79 192V191H78ZM78 192H76V193H78ZM91 192V191H90ZM152 192V191H151ZM181 192V191H180ZM201 192V191H200ZM200 192H199V194H200ZM220 192H221V190H220ZM55 193V192H54ZM66 193V192H65ZM67 193H69V192H67ZM75 193V192H74ZM213 193H214V191H213ZM47 194V193H46ZM49 194H51V193H49ZM70 194H71V192H70ZM82 194V193H81ZM92 194H93V191H92ZM181 194V193H180ZM215 194H217V191L215 192ZM220 194V193H219ZM225 194V193H224ZM150 195V194H149ZM148 195V196H149ZM159 195H160V193H159ZM193 195H195V194H193ZM212 195V194H211ZM222 195H223V192H222ZM44 196H45V194H44ZM47 196L49 197L50 195H48L47 194ZM46 196V197H47ZM59 195H55V198L56 197H58ZM64 196V195H63ZM67 195L65 194V197H66ZM71 196H73V198H74V196H76L75 194H71ZM82 196V195H81ZM87 196V195H86ZM136 196V195H135ZM138 196V195H137ZM137 196H136V198L135 199H137ZM144 196V195H143ZM45 197V198H46ZM52 197V196H51ZM50 197V198H51ZM194 197V196H193ZM50 198H47V199H50ZM54 198V199H55ZM64 198V197H63ZM62 198V199H63ZM73 198L71 199V201L73 200ZM138 198H141V195H140V197L138 196ZM143 198H145V197H143ZM184 198V197H183ZM188 199L190 198V197H187ZM186 198V199H187ZM215 198H216V196H215ZM53 198H51L49 201H51ZM58 199H59V197H58ZM61 199V200H62ZM68 199H69V195H68V198L67 199H65L66 201H68ZM164 199H166V198H164ZM185 199V198H184ZM191 199V198H190ZM194 199H196V196L194 197ZM223 199V198H222ZM46 200V199H45ZM64 200V199H63ZM78 200V199H77ZM86 200V199H85ZM141 200V199H140ZM212 200V199H211ZM221 200V199H220ZM219 200V201H220ZM59 201V200H58ZM80 201V200H79ZM47 202V201H46ZM211 202V201H210ZM212 202H213V200H212ZM220 202V203H221ZM48 203H50V202H48ZM51 203H53L54 205H55V203H57V198H56V202L54 201L53 202V200L51 201ZM67 203V202H66ZM69 204H70V202H68ZM81 203V202H80ZM191 203V202H190ZM203 203V202H202ZM116 204L117 205H120V206H116ZM134 204H137V202L136 203H134ZM148 204V203H147ZM152 204V203H151ZM39 207H38V206ZM60 205V204H59ZM61 205H62V202H61ZM126 205V206H127ZM150 204H148V206H149ZM153 205V204H152ZM152 205H151V207H152ZM190 205V204H189ZM196 205V204H195ZM263 205V204H262ZM45 206H47V205H45ZM45 206H44V208H45ZM66 206H68L67 204H66ZM132 206H133V203H132ZM259 207H261L260 205H258ZM51 207V206H50ZM54 207V206H53ZM61 207V206H60ZM59 206H58V208H60ZM195 207V206H194ZM193 207V208H194ZM43 208V209H44ZM56 208V207H55ZM132 208V207H131ZM137 208H138V206H137ZM149 208V207H148ZM185 208H187V207H185ZM41 209V208H40ZM42 209V210H43ZM51 209V208H50ZM73 209V208H72ZM133 209V208H132ZM132 209H130V210H132ZM150 209V208H149ZM181 209V208H180ZM238 209V211H239V208H237ZM261 209V208H260ZM46 210V209H45ZM60 210V209H59ZM143 210H144V208H143ZM185 213H183L184 214V217L182 218V219H180V222H181V224H184L183 226L185 227V223H187V217L189 218L190 216L188 215V214H186V211H187V209L185 210V209H182ZM182 210H179L180 212L182 211ZM135 211V210H134ZM133 211V212H134ZM139 211H140V208H139ZM139 211H136L137 213L139 212ZM156 211V210H155ZM194 211V210H193ZM242 212H243V210H242ZM262 212H263V210H262ZM45 213H46V215H45ZM59 213V212H58ZM193 213V212H192ZM179 214V213H178ZM237 214L238 215H241V214H239L238 212H237ZM49 215V214H48ZM139 215H140V213H139ZM180 215V214H179ZM201 215V216H202ZM255 215H257V213L255 214ZM263 215V214H262ZM59 216V215H58ZM137 216V215H136ZM146 216V215H145ZM208 216V215H207ZM37 217V216H36ZM63 217V216H62ZM134 217H135V215H134ZM192 217V216H191ZM258 217H260V216H258ZM257 217V220L256 221H258V219H261V217L260 218H258ZM33 218H34V220H33ZM129 218V217H128ZM135 218H137V217H135ZM142 218V217H141ZM149 219H151V216L150 217H148ZM205 218V217H204ZM237 218H238V216H237ZM37 219V220H36ZM158 219V218H157ZM177 219H178V217H177ZM206 219V218H205ZM253 219V218H252ZM30 220H32L33 222H31ZM36 220V223L34 222ZM169 220V219H168ZM210 220V221H211ZM40 223H39V222ZM132 221V220H131ZM134 221V220H133ZM175 221V220H174ZM202 221V220H201ZM205 221V220H204ZM246 221V220H245ZM251 221V220H250ZM145 222H147V221H145ZM149 222V221H148ZM148 222L146 223V224H148ZM189 222V221H188ZM251 222H255L254 220H252ZM45 225H44V224ZM121 224V226L122 227H120V228H118V224ZM128 224H129V222H127ZM47 224V225H46ZM119 224V225H120ZM128 224H127V226H128ZM152 224H154V223H152ZM181 224H179V221H178V224H176V225H180V226H182ZM261 224V223H260ZM108 225V226H107ZM46 226V227H45ZM126 226V227H127ZM137 226V225H136ZM260 226V225H259ZM262 226V225H261ZM119 229V230H116L117 228ZM133 227V226H132ZM138 227V226H137ZM136 227V228H137ZM182 228V227H181ZM256 228V227H255ZM255 228H252V229H255ZM203 229V228H202ZM201 229V230H202ZM116 230V232H119V233H116V234H118L116 237H115V240L113 239L114 237H112L110 234H109V232L110 233H112L111 231H115ZM198 231V230H197ZM200 231V230H199ZM255 231V230H254ZM254 231H252V232H254ZM123 232V231H122ZM207 232V231H206ZM205 232V233H206ZM259 232V231H258ZM130 233V232H129ZM132 233H135V232H132ZM140 233V232H139ZM200 233H201V231H200ZM255 233V232H254ZM113 235V234H112ZM128 235V234H127ZM189 235V234H188ZM204 235V234H203ZM256 235V234H255ZM108 236H111L110 238L108 237ZM114 236V235H113ZM140 236V235H139ZM138 236V237H139ZM166 236V235H165ZM243 236V237H242ZM198 237V236H197ZM204 237H205V235H204ZM256 238H257V235H256ZM134 239H136V238H134ZM139 239H140V237H139ZM138 239V240H139ZM194 240H196V239H194ZM199 240V239H198ZM242 240V242H243V240L244 241H247V242H243V244L242 243H240V241ZM264 240V239H263ZM137 241V240H136ZM153 241H154V239H153ZM123 242V241H122ZM184 242V241H183ZM182 242V243H183ZM201 242V241H200ZM139 243H140V240H139ZM138 243V244H139ZM246 243V244H245ZM260 243H261V241H260ZM133 244H135V246L136 245H138L137 243H134V241L133 242H129L128 244H127V246H130V247H132V245ZM202 244V243H201ZM242 244V245H241ZM122 246H123V244H121ZM140 246H142L141 245V243L139 244ZM177 245V244H176ZM121 246V247H122ZM135 246H134V248H135ZM154 246V245H153ZM153 246H151L152 248H153ZM174 248H176V247H174ZM174 248H173V251L174 252H172L171 254H173V255H171L170 254V256H168V257H166V259L165 260H162L161 262H159L158 261V264H175L174 263V259H175V254L174 253H176L175 251L176 250H174ZM122 249H123V247H122ZM131 250V249H130ZM133 250H135V249H133ZM142 250V249H141ZM121 251V250H120ZM119 251V249H118V252H120ZM113 252H115L114 250H113ZM123 252V251H122ZM125 252V251H124ZM133 252V251H132ZM136 252H140V251H137L136 250ZM123 254V253H122ZM116 255V254H115ZM129 255V254H128ZM130 256H132V255H130ZM133 257V256H132ZM127 258V257H126ZM109 259V258H108ZM163 259V258H162ZM135 262H137V261H135ZM138 264V263H137Z\"/></svg>","mask_w":264,"mask_h":264}]
</instances>
